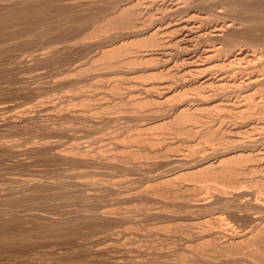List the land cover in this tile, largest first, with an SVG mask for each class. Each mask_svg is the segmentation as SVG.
I'll list each match as a JSON object with an SVG mask.
<instances>
[{"label": "rangeland", "instance_id": "rangeland-1", "mask_svg": "<svg viewBox=\"0 0 264 264\" xmlns=\"http://www.w3.org/2000/svg\"><path fill=\"white\" fill-rule=\"evenodd\" d=\"M30 1H32V2H30ZM30 1L29 0H0V19H1L0 20V45L3 42H5V43H3L4 45L2 44L0 46V51H1L0 52V148H2V149H0V195H1L0 198H4L3 195H5V197L6 196L9 197V196H13V195H19L20 189H21V191L24 190L23 183L20 182L18 180V178L20 179V178L27 177V178H30V180H33V178L36 177L35 178L36 181L33 180V182H36V183H31V184L33 186H35V188L33 187V190L35 192L34 194H36L38 196L35 195L36 197L34 196V198L31 201L32 202L33 201L34 202L35 201L39 202L40 199H43L44 201L41 200L39 202V204H37V206H38L37 207L35 204H33L28 199H22L21 200L22 203L20 202V200H18V202L17 201L5 202V201H1L0 200L1 201L0 204L2 203L3 206H4L3 207L2 204L0 206V212H1L0 213V225H1L0 226V235H1L0 236V249H1L0 250V253H1L0 254V264H2V263L3 264H54V263L55 264H70L71 261H72L71 264H79L80 262H81L80 264H91V263L92 264H98V263L99 264H116V263L117 264H132V263L133 264H141V263H143V264H147V263H149V264H156V263L157 264H171V263L172 264H193L194 261H195L194 264H196L197 261H198L197 264H199V263L200 264H224V263L225 264L226 263L227 264H264V246H263L264 245L263 244L264 243V216H263L264 215V207L263 206L261 207V205L258 206V204L263 203V198H264V190H263L264 189V182H263V180H264V178H263V176H264V174H263L264 173V168L263 167L264 166L263 165L264 164L260 165V164L264 163V156H262L264 154V152H260V153L259 152H255L258 149H262L264 151V142H262L260 140H257L259 142L254 141V143L257 142L258 144L257 143L254 144L253 143V144H248L247 145V143L251 142L250 138L253 137V136H251L249 134L250 133L251 134L259 133L257 131L261 130V129L258 128V130L255 129V131H252L253 129H250L251 127L248 126V125L252 126V123H253V125H256V124L257 125H261L262 124L264 126V123H262L264 121H262L263 119L261 120V118H264V115H263V113H264L263 111L264 110H262V114L260 115L261 112L259 113V111L261 109L258 107L259 105L258 106H252L251 108L249 106L248 109H244V110H240L239 111L240 113H241V111L243 113L244 112L246 113V110H248L246 114H243V113L241 114V117L243 115V119H242L241 117H239V115H240L239 112H237V115H233V113L235 114L236 111H234V109L232 111L228 110L229 109L228 106L224 105V104H226L225 102H228V101H223V102L221 101L222 102V104H220L221 106L219 104H218L219 106L217 105V102H216L217 100L219 101L221 98L226 99V97L229 98V96L231 94H232V96H230V97H231V102L233 101L232 103H234V101H235V103L237 101H239L242 98L240 95L243 93V90H244V84H241V83H240V85H238V87L236 86V88L232 87L233 89H226L225 88V90H223L224 88H222V87H220L218 89L216 88L215 89L216 92H215V90L214 91L209 90L210 87H199V88L197 87V89H196V88H193L195 85L193 86L192 84L191 85H186L185 87H182L183 90H181V89L179 90V88H181V86H180L181 82L183 83V81L181 79L182 77L180 78V75H181L180 72L183 69L182 65L180 64V66H178L179 65L178 64L177 66H175L174 70L170 71L172 74L170 72L169 73L166 72V70L163 69V67L161 68L162 65H160V63L162 64V62L160 61V58H159L158 54H156V56H158V59H156L157 57L154 54V51H156V49H157V51L162 50L163 43H161V46L159 45L160 46L159 47L158 44H160V43L155 41V39H156V38L154 39L155 36L153 37L152 35H149V34H147V36L146 35H140V36L136 35L135 36L136 33L133 34L134 32H137L136 28L141 27L140 29L144 30V29H147V27L148 28L152 27L155 22L151 20V18L153 17V16L151 17V15H154V16L156 15L154 17V19L156 17L159 18V16L161 14L162 15H166V13H168L170 11L169 10L170 9V5H168V4H171L170 2L173 1V0H171V1H168V0L167 1L166 0H155L156 2H154L153 0H151V1L150 0H144V1L135 0V1H140L139 3L136 4L137 7L135 5V1L134 0H130V1L129 0H106V1L105 0H103V1L102 0H95V1L94 0H83V1L82 0L81 1L80 0H52V1L51 0H30ZM146 1H147V3H146ZM159 1L160 2L162 1L164 3V5H165V2H166L167 3L166 6L168 5V7L163 6L164 7V9H162L163 11L159 10L161 7H159L158 10H155L157 8V6L155 4L156 3H160ZM178 1L181 4L183 3L182 4L183 7L181 5V8L183 9L182 10L183 13H181L182 11L180 10L179 11L180 13H179L178 16H182V14L184 15L186 12H188L190 10L188 8H194L193 10H196V11L198 9L197 12H200V13L204 14L203 16H205L202 19V21H203V23H206V24L201 25L202 21H200V25H201L202 30L206 29L207 31H209V33L208 32L206 33V31L203 30V32H201V38L198 39V40H201L202 42L198 41V40L196 42L195 41L196 39H194L193 40V41H195L193 43L194 46H191L193 49H190V50H194L195 49L194 51H196V53H199L200 50H203V48H206L208 45H211V43H212V45L213 44L214 45H218L220 39H216L217 33H214V32H218L220 30L213 29L212 25L215 24L216 22L218 24L222 23L223 27L221 28L220 32L223 31L222 35L224 33L225 37L223 35V37L221 39V41L223 40L221 45H222V50L224 51V52H222V50H221V52H222L221 53V56H222L221 58H223L225 56L227 57V55H228L227 58H229V57L234 58L235 53H237V52H239L241 50L242 51H244V50L250 51L251 50L250 52L251 53L254 52L253 54H255V55L258 52V55L261 54V56H263V57H261V56L258 57V55H257L256 58L258 57L260 59L257 60L258 59L257 58L256 60H253V61L251 60L253 62V63L252 62L251 63L253 65L254 64L256 65V63L259 61L257 63V65L259 64L258 65L259 67L256 65L255 67L253 66L250 69H253V70L254 69L255 70L259 69L260 70L259 72L261 73V71H262V73L264 74V64H263L264 63L263 62L264 61V53H263L264 52V48H263L264 47V23H263L264 22V3H262V2H264V0H214V1L213 0H209L210 2L208 0H203V1H200V0H193V1L192 0L191 1L190 0H188V1L187 0H181L180 1V0H178ZM178 1H176V3L179 4ZM186 1L190 2V3H188L189 6L186 5L187 4ZM196 1H198V2L200 1V2L198 3ZM57 2H59V3H57ZM141 2H143L144 4L146 3L147 5L145 4L146 5L145 6ZM151 2H154V4H151ZM184 2L186 4H184ZM202 2H204V4H202ZM128 4L130 5V7H129ZM150 4H151V6H149ZM68 6H69L70 10H68L69 9ZM124 6L126 7V9H125ZM127 6H128V8H127ZM37 7H38V9H37ZM84 7L86 9H84ZM120 7L124 8L126 11L121 9ZM130 8H133L134 11L132 9H130ZM23 9H24V11H23ZM28 9H30V10H28ZM31 9H32V11H31ZM144 9H145L146 12L144 11ZM148 9L150 10V12H149ZM187 9H188V11H186ZM43 10H45V11H43ZM104 10H106V11H104ZM216 10H218V11H216ZM22 11H23V13H22ZM196 11H195V13H196ZM5 12H7V13H5ZM101 13H103V14H101ZM128 13H129V15H132V16L129 17ZM137 13H139V14H137ZM154 13H157V14H154ZM3 14L6 17L2 16ZM36 14H37V16H36ZM47 14H48V16H47ZM90 14H92V16ZM108 14H109V17H108ZM7 15H8V17H7ZM105 15H107V16H105ZM40 16H41L42 19L40 18ZM117 16L119 18H117ZM123 16H125V17H123ZM126 16L129 17L130 19H128ZM133 16H135L136 18L133 17ZM172 16H177V15L173 14ZM10 17H13V18H10ZM70 17H71V19H70ZM110 17H111V20H110ZM8 18H10V19H8ZM74 18H75V20H73ZM158 18H156L155 21ZM205 18H207V19H205ZM139 19H141V20H139ZM143 19H145V20H143ZM204 19H205V21H204ZM4 20H6V22ZM32 20H34V21L32 22ZM67 20L68 21L70 20V21L68 22ZM124 20H126V21H124ZM197 21H199V18H197ZM221 21H223V22H221ZM80 22H83V24L80 23ZM114 22H116V23H114ZM118 22H122V23H118ZM143 22H144V25L142 24ZM225 22H226V24H225ZM140 23H141V25H140ZM145 23H146V25H145ZM70 24H71V27H70ZM117 25L119 27H117ZM131 25H132L133 28L134 27H136V28L133 29L132 27H129ZM14 26H16L17 28L14 27ZM20 26H22V27H20ZM123 26L125 27V29H124ZM202 26H204V27H202ZM44 27H45V29H44ZM115 27H116V29H115ZM142 27H144V28H142ZM211 27H212V29H211ZM119 28H120V30H119ZM32 29H33V31H32ZM43 29H44V31H43ZM130 29L132 30V33H130L131 32ZM208 29H210L211 31L208 30ZM228 29H230V30H228ZM244 29H245V31H244ZM110 30H111V32H110ZM133 30H135V31L133 32ZM212 30L214 31L213 33H212ZM236 30L238 31V33H237ZM39 31H41V33ZM57 31H58V33H57ZM105 31H107V32H105ZM125 31H126V33H125ZM61 32H64V33H61ZM204 32H205V35H204ZM220 32H218V33H220ZM244 32H248V33H244ZM225 33H227V34H225ZM12 34H15V35H12ZM128 34H130V35H128ZM132 34H133V36H131ZM206 34H208V36H206ZM31 35H32V38H31ZM148 35L150 36L151 40H150V38H147ZM142 36H143V38H142ZM202 36H203V38H202ZM204 36H206V37H204ZM226 36H227L228 40L225 39ZM246 36L248 38H246ZM258 36H260V37H258ZM228 37H230V38H228ZM42 38H43V40H42ZM141 38H142V40H141ZM166 38L170 39V36L166 35ZM16 39H18V40H16ZM21 39H22V41H21ZM80 39H82V40H80ZM233 39H235V40H233ZM238 39L241 40V41H239ZM84 40H86V41H84ZM150 41H151V43L152 42L153 43L151 44ZM173 41L174 40H172L171 42L173 43ZM232 41L233 42L236 41L235 44ZM139 42H141V43H139ZM154 42L156 43V45L154 44ZM53 43H54V45L55 44H57V45L54 46ZM138 44L140 45V47H139ZM164 44L168 45L169 42L168 43H164ZM174 44H175V42L172 45L174 46ZM204 44H205L206 47L203 46ZM252 44H253V46H252ZM170 45H168V46L163 45V46H164L165 49L169 48L168 50L173 54V56H175L176 54H179L177 52L179 50V46H177L175 44V46L172 48V45H171V47H170ZM234 45H237V46H234ZM51 46H52V49L50 48ZM126 46H128L129 48L128 47L126 48ZM137 46L141 50L139 48H137ZM144 46H145V48H144ZM198 46H199V48H198ZM223 46H224V49L227 47L225 49L226 51L223 49ZM256 46H257V48L259 50L256 48ZM241 47H243V49ZM247 47H248V49H247ZM54 48H56V49H54ZM228 48L230 50L232 49L231 52L229 51ZM235 48H236V50H235ZM238 48L239 49L241 48V49L238 50ZM123 49H125V50H123ZM146 49L150 53L149 52L147 54L145 53L146 54L145 55L144 52H146ZM44 50H46V51H44ZM52 50H54V51H52ZM190 50H188V51L191 52ZM260 50H262V51H260ZM36 51L40 52V54L42 56L36 58V56H34V54H37ZM55 51L58 52V53H56ZM228 51H229V53H228ZM232 51H233V53H232ZM259 51H260V53H259ZM200 52H202V51H200ZM139 53L141 54V56L143 58H141ZM148 54H150V55H148ZM28 56H29V58H28ZM136 56H137V59H136ZM145 56H147V58ZM148 57H149V59H148ZM153 58H155V59H153ZM216 58H218V55L216 56ZM261 58H263V59H261ZM196 59H199L198 61L199 62L202 61L204 64H206L207 62H210L209 59H207V60L205 59L204 60V58L200 59L198 57H196ZM180 60H178V61H180ZM247 60L248 59H246V58H244V60L242 58V60H241L242 62H241L240 59H238V62H236L237 66L239 65V67H240L244 63H248ZM261 60H262L263 63L262 62L260 63ZM151 61L153 62V64H152ZM245 65H247V64H245ZM177 67H180V69L178 68V70H177ZM261 67H262L263 70L261 69ZM257 71H255V72H257ZM64 76H66V77H64ZM238 76L240 77V75H238ZM176 78H178V79H176ZM117 81H119V82H117ZM161 81L169 82L170 83L169 85H171V87L168 86L167 88H162V91H161V89H160L161 87L159 86V83ZM176 85H178V87ZM263 87H264V85H262V87H260L259 89H261V91H263L264 90ZM200 88L203 91H199V90H201ZM237 88H239L238 89L239 92H238ZM164 89H166L167 91L164 90ZM169 89H171V90H169ZM158 90H160V91H158ZM206 90L207 91H211V93L207 92ZM233 90H237V92L236 91L234 92ZM257 90L258 89H255L254 92H257L256 94H259L261 91L260 90L257 91ZM224 91L228 92L227 96L224 95V94H226V92H224ZM230 91H232V93ZM212 92L215 93V94H218L217 95L218 97L216 95H214V97L216 96L215 98H213L211 96V98H210L211 102H210V100L208 99L210 97V96H208V93L210 95H212ZM162 93H163V95H162ZM205 93L207 94L208 98H206V94ZM220 93L223 94V95H221ZM167 95L169 96V98H166V97H168ZM196 96H197V98L198 97L199 98L203 97L204 99L203 98H201V99L198 98V101H196L197 99H194V98H196ZM185 97H186V99H184ZM219 97H221V98H219ZM236 97H238L239 100L235 99ZM163 98L165 99L164 101H163ZM182 99H184V100H182ZM202 99L205 100L206 102L205 101L203 102ZM187 100H189V101H187ZM182 101H183V103H182ZM185 102H188V103H185ZM177 103L178 104L180 103V104L177 105ZM209 103H212V104H209ZM171 106L174 107V109L170 108ZM175 106L176 107L179 106V107L176 108L178 110L175 109ZM214 107H215V109H214ZM7 108H9V109H7ZM35 108H36V110H35ZM145 109H146V111H145ZM207 109H209V110H207ZM217 109H219V110H217ZM249 109H251V110H249ZM258 109H259V111H258ZM47 110H48V112H47ZM147 110L150 111V113ZM212 110H213V113H211ZM220 110H221V112H220ZM26 111H28V112L30 111V112L28 113ZM181 111H183V112H181ZM224 111H227V112H224ZM250 111H251V113H250ZM252 111H255V113H253L255 115H253V116H252ZM10 112H11V114H10ZM83 112L84 113L86 112V113L84 114ZM114 112H115V114H114ZM171 112H173V113H171ZM73 113H74L75 116L73 115ZM161 113H162L163 116L159 115ZM229 113L231 115H229ZM257 113H258V115H256ZM12 114H14V115H12ZM48 114H50V115H48ZM227 114H228V116H226ZM98 115H100V116H98ZM150 115H153V116H150ZM164 115H168V116H164ZM174 115H175V117H172ZM247 115H248V117H247ZM249 115L251 116L250 118H249ZM194 116H195V118H194ZM211 116H212L213 119L211 118ZM219 116H221V117H219ZM244 116L246 117V119L244 118ZM258 116H259V118H258ZM143 117H144L146 122L144 121ZM145 117L146 118L148 117L147 118L148 122H147V119ZM224 117L225 118L226 117H230V118L231 117H236V118L230 120L228 118L225 119ZM220 118H222V119H220ZM139 119H141L143 121H141ZM149 119H150V121H149ZM151 119H152V121H151ZM44 120L47 121V122L49 121V123L45 122ZM215 120L219 121V122H216V125L214 124ZM221 120L224 121V122H221ZM235 120L237 122L239 121L238 123L235 122L236 124L234 123L236 126L233 124V121H235ZM194 121H195V123H194ZM212 121H214V122H212ZM258 121H261V122H258ZM18 122H20V123H18ZM245 122H247V124ZM217 123L219 124V126L221 124V126H224V127H221V126L219 127ZM229 123H230V126H229ZM45 124H49V125H45ZM210 124L211 125L213 124V126H214V127L212 126L213 129H212V127H210ZM90 125H92V126H90ZM207 125L209 126V128H208ZM233 126H235V127L232 130ZM226 127H227V129H226ZM239 127H240V130H239ZM214 128H215V130H214ZM243 128H244V130H243ZM209 129H211V131H209ZM203 130H205V132ZM224 130L225 131L228 130L227 131L228 134H227V132H224ZM232 131L233 132L237 131V133H233ZM223 132L225 134H227V135H225ZM247 132H248V135H247ZM190 133H192V134H190ZM232 133H233V135H232ZM238 133H240V134H238ZM149 134H150V136H149ZM237 134H238V136H237ZM146 135L149 136V137H147ZM151 135H153V136H151ZM218 135H221V136L219 137ZM230 135H232V136L230 137ZM222 136H223V138L220 139ZM224 136L226 138L230 137L229 138L230 142ZM239 136L241 138L243 136L246 138V140L244 139V137H243V139H240L242 141L245 140L244 143L246 145L244 143H242V141H241V143H240V141L238 142L237 139L240 138ZM171 137H174V139L171 138ZM212 137L214 138V140H212L213 139ZM151 138H153V139H151ZM215 139H217V140L219 139V141L216 142ZM225 139L227 140L226 142H228L229 144L231 143V145L233 146V150L231 149L232 148L231 145L228 146L229 145L228 143L227 144L226 143H224V144L221 143V142H224ZM231 139H234V141H237L239 144L231 142V141H233ZM248 139H250V140H248ZM28 140H29V142H28ZM199 140H201V141H199ZM204 140H205V142H204ZM4 141H6V142L8 141V142L6 143ZM133 141H135V142H133ZM24 142H26V143H24ZM77 142H78V144H77ZM215 142L217 144L220 142L221 144H219V145L215 144L216 145L215 146L216 147L215 148L216 151L214 152L215 149H213L211 147V145H209V143L213 144ZM22 143H23V146L21 145ZM63 143H65V145ZM108 143H109V145H108ZM116 143H118L117 144L118 146L116 145ZM232 143L236 144L235 145L236 148H235L234 144H232ZM25 144H26V146H25ZM36 144H37V146H36ZM113 144L116 145V146H114ZM136 144H137V146H135ZM240 144H242V145H240ZM262 144H263V146H262ZM8 145H10V146H8ZM30 145L33 146V147H31ZM60 145H61V147H60ZM88 145H89V147H88ZM95 145H96V147H95ZM203 145L206 146V149H208L210 147L209 148L210 150L204 151L205 147ZM221 145L224 146V147L222 146L220 148L221 150H223V148L226 149L227 146H228V148L226 150V153H225V156H227L229 154L228 158H230V159H228V162H227L226 161L227 159L225 160L224 159L225 157L222 155L219 158H221V159L223 158L225 160L223 162H225V163H223L221 161L220 164L218 162V164H219L218 165L216 163H217V160L219 158L217 159V157L215 155L217 154L216 153L217 151H221L220 149H218ZM251 145H252V147H250ZM4 146H5V148H4ZM64 146L67 147V148L64 149L65 148ZM108 146H111V147H108ZM244 146L245 147L247 146V147L245 148ZM259 146L262 147V148H260ZM6 147H8V148H6ZM11 147H13V148L11 149ZM24 147L26 149H24ZM55 147H57V148L55 149ZM74 147H76V148H74ZM189 147H191V148H189ZM242 147H244V148H242ZM29 148H30V150L28 151ZM31 148H34V149L31 150ZM72 148H74V149H72ZM93 148H94V150H93ZM134 148H135V150H134ZM203 148H204V150H203ZM211 148H212V150H211ZM22 149L25 150V151H23ZM59 149H61L62 151H60ZM183 149H185V150H183ZM235 149L237 151H239V150L243 151V152L246 151L245 153H251L252 152V154L249 155V157L247 156V158H246V156H241V160H240V158H237L236 160H234L235 157L231 158V154H233V156H235L234 154H237ZM26 150H27V152H26ZM55 150H57L56 153H55ZM111 150L113 151V153H112ZM186 150L188 152H186ZM21 151H22V153H21ZM63 151L66 154H63L64 153ZM79 151H81V152H79ZM191 151H193V152H191ZM60 152H62V154ZM212 152H214V153H212ZM89 153H91V154H89ZM203 153L206 154V155L208 154L207 156H209L210 159H209V157H207V159H206V156L205 155L203 156ZM253 153H255L254 156H253ZM67 154H69V155H67ZM182 154H183V156H182ZM212 154H214V156ZM260 154H261L262 157L260 156ZM52 155H54V156H52ZM178 155H179V157H178ZM81 156H83V157H81ZM104 156L106 158L108 157V158H111V159H108V158L107 159H103V158H105ZM198 156L199 157L202 156V157L199 158ZM255 156L257 158L259 157V159L256 160ZM204 157H205V160H206V162L203 163L204 165L203 164L200 165L199 163L195 164L196 161H198L199 159H202V158L204 159ZM242 157H243V160H242ZM250 157H251V159H250ZM44 158H46V159H44ZM181 158L182 159L184 158L183 159L184 162H183V160ZM196 158H197V160H196ZM213 158H214V162L216 161V163H215L216 166H217L216 169L214 167L215 164L211 165V164L214 163L213 161H211V160H213ZM73 159H75V161ZM192 159H193V161H191ZM247 159H249V161ZM77 160H78V162H77ZM106 160H108V161H106ZM188 160H189V163H187ZM209 160H210V162H209ZM229 160H230V162H229ZM231 160H233L232 161L233 166L231 164ZM258 160H260L261 162L260 161L258 162ZM94 161H96V163ZM171 161H172V164H171ZM242 161H244V162L241 163ZM253 161L254 162L256 161V163L254 164ZM82 162H84V163H82ZM107 162L108 163L109 162L110 163L113 162V163H111L113 165L110 166V165H108ZM185 162H186L187 165L183 164ZM236 162L238 163V165H237ZM250 162L253 163L252 167L253 166L255 167V165H256V167H258V169L256 167L255 168H251V165H250L251 163ZM176 163H177V165H176ZM179 163H180V166H179ZM227 163L231 164L230 165L231 168H230V166H228ZM124 164H126V165H124ZM221 164L222 165L224 164V165L221 166ZM244 164H246L247 168H246V166ZM175 165L178 166L177 169H175V170L173 169L172 170L171 166H175ZM182 165H183V167H182ZM226 165H227V167H226ZM143 166H145V167H143ZM205 166L207 168H205ZM208 166H209V169H211V172L208 169ZM212 166L214 167L215 170H213ZM218 166L219 167L221 166V168L219 169ZM224 166H225V168H227V170L224 168ZM103 167H105V168H103ZM228 167H229V171H230V169L236 168L237 170H239L241 168L242 172L239 170V173L241 172L242 175L240 174L241 175L240 176L239 173L235 174L234 170H236V169L231 170L230 173H229ZM232 167H234V168H232ZM204 168L206 170L208 169L209 171L207 172ZM222 168L225 169V170H223ZM261 168H263V170ZM73 169H74V173L77 170H79V171L82 170L83 171V174L80 175L81 178L80 177H78V178L82 179V181H84V182H86V181L90 182V183L89 182L83 183L82 184L83 187H86L85 185H87L86 188H87V190H89L90 189L89 187H92L94 185L93 188L94 189L96 188V190L97 189L98 190L96 191V193H95V190H93V192H94V194H97V193L100 192L99 194H97L98 196H94V198L90 197L91 199L89 198L88 199L89 201H88L87 198L90 196V193H88V192H91V190L86 191V188L81 187L82 185L69 184L70 182H72V180L70 181V178L71 179L73 178V177H71V175L73 174V172H72ZM99 169H101V170L103 169V170L101 171ZM128 169H129V171H128ZM192 169H194V170H192ZM251 169H254V170L251 171ZM123 170L125 172H123ZM204 170H205V172H203ZM219 170H221V171H219ZM246 170L248 172H246ZM79 171H77V172H79ZM103 171H105V172H103ZM225 171H228V172L224 173ZM97 172H100V173H97ZM193 172H195V173H193ZM221 172H223V173L220 174ZM244 172H246V173L243 174ZM56 173H58V174L56 175ZM68 173L69 174L71 173V174L69 175ZM199 173H200V175H199ZM208 173H209V175H208ZM227 173L229 174V176H228ZM255 173H257V174H255ZM223 174H225L226 176L223 175ZM250 174L252 176H250ZM15 175H16V177H15ZM160 175L163 176V177H161ZM202 176H203V178H202ZM227 176L229 177V179H227L228 178ZM232 176L234 177V179L232 178ZM236 176H238V177H236ZM239 176L242 177V180H244L246 182L242 183V181H241ZM243 176H244V179H243ZM245 176L246 177L248 176V177L246 178ZM249 176L252 177V178L249 179ZM55 177H57V178H55ZM115 177H116V179H115ZM204 177L206 179H208V178L209 179L206 180V179H204ZM254 177L255 178L257 177V178L255 179ZM11 178H14V179H11ZM65 178L66 179L68 178V179L66 180ZM237 178H239V179H237ZM260 178L261 179L263 178L262 181H261ZM15 179H17L18 181L15 180ZM37 179L42 181V183L40 181H38ZM42 179L44 181L54 180L52 182H54V184H56V185H54L55 187L53 185L50 186V184H48L47 186L44 185L45 183L43 182ZM58 179H59V181H58ZM83 179H85L86 181L83 180ZM120 179H122V180H120ZM246 179H249V181H251V182L249 183V181H247ZM6 180H7V182H6ZM55 180H57V182ZM60 180H61V183L63 182L64 184H60L59 183ZM64 180H65V182H64ZM106 180H108V182ZM184 180H188V181H184ZM199 180H200V183H199ZM233 180H234V183L236 181H238V180L241 181V182L238 181V182L235 183L237 187L236 186H234V187H236L237 190H235V188L233 187V185H234L233 184ZM10 181L13 182L15 185L12 184ZM37 181L39 183H37ZM96 181H102V182H105L106 184L105 183H103L105 185L100 184L102 182L95 183ZM202 181H204V182H202ZM214 181H215V183H214ZM256 181H258V183ZM114 182H116V183H114ZM66 183L68 184V186H67ZM88 183H89L90 186H88ZM224 183H226V184H224ZM57 184H59L60 186L58 187ZM96 184L100 188L98 186L95 187ZM109 184H111V185H109ZM38 185L40 187L41 186L42 187L41 188H37V187H39ZM61 185L67 186V189H66V187L62 188L63 186H61ZM106 185L107 186H113V188L115 186L116 187L112 191L110 189L108 191V188L106 187ZM199 185H201V186H199ZM48 186H49V188H47ZM183 186H185V188ZM220 186H221V188H220ZM50 187H52V188H50ZM68 188H70V189H68ZM200 188H202V189H200ZM214 188L217 189V190H215ZM35 189H36V191H35ZM48 189H49V191H48ZM60 189L61 190L64 189V190L60 192ZM65 189L67 191H65ZM84 189H85V191H84ZM42 190H43V192H42ZM76 190L78 192L81 191V194L78 193ZM103 190H105L106 194H105V192ZM123 190H124V192H123ZM140 190H141V192H140ZM187 190H189V191H187ZM218 190L219 191H223L224 190L223 191L224 193L223 192L219 193ZM229 190H230V193H229ZM8 191H10L11 194ZM37 191H39V192H37ZM82 191L87 192V193L85 194ZM113 191H115V192H113ZM116 191L119 192L118 195H117ZM145 191H146V193H145ZM148 191L150 192L149 195H148ZM226 191H228V192H226ZM236 191H238V192H236ZM56 192H59V194L56 193ZM120 192H122V193H120ZM137 192L141 196H139L137 194ZM201 192H202V194H204V196L203 195L199 196V194ZM231 192H232V194H231ZM241 192L242 193L244 192V193L242 194ZM41 193H43V194H41ZM45 193H47V194H45ZM51 193H53V195ZM54 193H56V194L54 195ZM144 193H145L146 196L144 195ZM221 193H222V195H221ZM225 193H226V195L228 193L230 194V197H229V195H227V196L229 197V200H231L232 202L231 201L228 202V197L224 196ZM20 194H22V193L20 192ZM49 194H50V196H49ZM64 194H66V195H64ZM82 194H84V196ZM125 194L126 195L128 194V195L126 196ZM150 194H152L154 197L150 196ZM237 194H239V195H237ZM39 195L41 197H39ZM57 195H59V197ZM80 195L82 196V198L80 197ZM121 195H122L123 198H119L118 199L117 196L120 197ZM45 196H48L50 199L46 197V201H45V199H44ZM51 196H54V197H51ZM86 196H88V197H86ZM197 196H198V198L201 197L203 199L205 198L204 200H207V201H203L200 198L202 202H200V201L199 202L203 204V207L201 209L197 208L198 210L196 208H194V207H196L194 205L195 202L197 200H199L197 198ZM218 196H220L219 197L220 199L218 198ZM222 196H224L227 199L228 206H227L226 201H225L226 199L222 198ZM38 197L40 198L39 200L37 199ZM55 197H56V199H51V198H55ZM185 197L187 198V200H185L186 199ZM238 197H239V199H238ZM258 197H260V198H258ZM92 198H93V200H92ZM193 198H195V202H194ZM234 198H235V200H233ZM189 199L193 201V203H194L193 206H191L192 204L190 203ZM249 199H250V201L252 203L248 201ZM26 200H27V202L29 201V203H27ZM61 200H63V201H61ZM222 200H224L225 202H223ZM240 200H243L245 203L241 201V202H239L236 205V203L238 201H240ZM42 201H43L44 204L41 205L40 203H42ZM187 201H189L188 204H187ZM208 201H209V203H208ZM61 202H62L63 205L60 204ZM88 202H90V204ZM107 202H109V203H107ZM163 202H164V204H163ZM11 203H13V204L14 203L15 204L18 203L19 205L16 204L17 206L14 207V206H12L13 204H11ZM45 203H47V204H45ZM219 203H221V204H219ZM233 203H234V205H233ZM246 203H248L249 209L246 207L247 206ZM249 203H251V206H250ZM7 204L9 205V207L7 206ZM56 204H58V205H56ZM88 204H89V206H88ZM243 204H246V205L243 206ZM33 205H35V206H33ZM103 205H105V206H103ZM241 205H242V207H241ZM39 206H41V207H39ZM98 206H100V207H98ZM238 206H240L242 209L244 208V210H242ZM11 207H13L14 209L16 208V209L15 210L14 209L11 210ZM53 207H54V209H53ZM134 207H135V209H134ZM142 207H143V209H142ZM145 207H146V209L144 210ZM160 207H161V209H160ZM9 208H10V210H9ZM21 208H22V210H21ZM82 208H85V209H82ZM100 208L104 209V211L101 210ZM150 208H152V209H150ZM1 209H2V211H1ZM7 209L9 211H6ZM48 209H50V211ZM147 209H149V210H147ZM85 210H87V211H85ZM109 210L112 211V212L109 213L110 212ZM114 210H115V212H118V213H115ZM127 210H128V212H127ZM37 211H41V212H37ZM155 211H156V213H155ZM176 211H178V212H176ZM183 211H184V214H183ZM192 211H193V213H192ZM255 211H256V213H255ZM3 212H6V213L4 214ZM98 212L100 214L104 213V212H107V214L106 213H105V215L102 214V216L100 215L99 216L100 218H99L98 217ZM136 212H139V213H136ZM201 212H202V214H201ZM108 213H109V215H108ZM178 213H179V216H178ZM75 214H79V215H75ZM149 214H150V216H149ZM252 214L253 215L255 214L256 217H255V215L253 216ZM58 215H60V216H58ZM74 215H75V217H74ZM83 215H84V217H83ZM106 215H108V216H106ZM172 215H173V217H172ZM180 215H181V217H180ZM184 215H186V216H184ZM206 215H208V217ZM217 215L219 216L220 219H218ZM61 216H63V218ZM79 216H80V218H79ZM165 216H167V217L165 218ZM57 218H59V219H57ZM94 218H96V220ZM123 218H125V219H123ZM222 218H224V219H222ZM257 218L258 219L260 218L261 222ZM36 219H38V220H36ZM39 219H40V221H39ZM50 219H52V220H50ZM142 219H143V221H142ZM46 221H48V222H46ZM86 221H87V223H86V225H84ZM92 221H94V222H92ZM257 221L260 222L262 225L260 223H258ZM217 222L218 223L220 222L219 225H218ZM52 223H53V225H52ZM185 223H186V225H185ZM197 223L199 224L198 228H196V226H198ZM256 223H258V224H256ZM33 224H35V225H33ZM66 224L68 226H66ZM50 225H51V227H49ZM193 225L195 226L196 229L193 227ZM216 225H217V227H215ZM118 226L121 227V230H120V227H118ZM221 226L222 227L224 226L225 228L224 227L222 228ZM98 227H100V228H98ZM1 228H2V230H1ZM76 228L77 229L79 228L78 232L76 231ZM217 228H219V229H217ZM226 228L227 229L229 228L228 231L226 230ZM114 229H116V230H114ZM59 230H61L63 232H61ZM123 230L126 231V232H124ZM218 230H221V233H222L221 236H220V231H218ZM224 230H226V232H227V233H225L226 234L225 237H224L225 234H223V232H222ZM234 230L236 232L235 236H233L234 235V233H233ZM169 231H171V232H169ZM239 231L242 234H240ZM131 232L133 234H131ZM177 232H179V233H177ZM218 232H219V235H217ZM124 233H126V235ZM168 233L169 234L172 233V234L169 235ZM201 233H202V235H201ZM230 233L233 234L232 237L230 236L231 235ZM249 233L252 234V236ZM2 234H4L5 236L2 235ZM50 234H53L54 236L50 235ZM75 234H76V236H75ZM111 234H113V235H111ZM134 234H135L136 237L134 236ZM189 234H191V236ZM212 234H213V236H211ZM227 234L229 236H227ZM39 235H40V237H39ZM45 235L48 236V237H46ZM68 235H70V236L68 237ZM79 235H80V238H79ZM199 235H200V237H198ZM245 235H247V236L245 237ZM9 237L11 239H13V240H11ZM212 237H214V238H212ZM227 237L228 238L231 237V238L228 240ZM233 237H235V239ZM240 237H242L243 240ZM114 238L116 239V241H115ZM218 238H220V239H218ZM33 239H34V242H33ZM96 239H98V240H96ZM52 240H54L55 242H53ZM252 240H254V242ZM121 241H122L123 244H121ZM223 241H224V243H223ZM159 242L161 243V245H160ZM232 242H234V243L230 244ZM63 243H64V245H63ZM119 243H120V245H118ZM219 243H221V244H219ZM114 244H115V246H114ZM169 245H170V247H169ZM189 245H190V247H189ZM209 245H210V247H212L213 245L214 246L212 248H210ZM216 245H217V247H216ZM39 246H41V247H39ZM129 247H131V248H129ZM29 248H30V250H29ZM154 248H155V250H154ZM182 248H184V250ZM98 249H100V250H98ZM120 249H121V252H120ZM71 250L73 251V253H72ZM122 251H124V254H122L123 253ZM138 251H139V253L142 252V251L143 252L147 251L148 253L147 252L146 253L145 252L142 253V254H145V256L142 255L141 253H140V255H138L139 254ZM198 251L200 252V254H199ZM227 251H228V253H227ZM111 252H112V254H111ZM166 252H168V253H166ZM187 252H190V254L187 253ZM215 252H216V254H215ZM149 253H150V255H149ZM204 253H206V254H204ZM121 255L123 256V258H121L122 257ZM28 256H30V257H28ZM146 256H148V257H146ZM194 256H195L196 259L194 258ZM6 257H7L8 260L6 259ZM51 257H53V259ZM129 257H133V258L135 257L136 258L135 260H137L136 262H138V263H136V262L134 263L133 259L129 258ZM176 259H178V260H176ZM110 260H111V262H110ZM148 260H150V261H148ZM47 262H49V263H47ZM206 262H208V263H206Z\"/></svg>", "mask_w": 264, "mask_h": 264}, {"label": "bare ground", "instance_id": "bare-ground-1", "mask_svg": "<svg viewBox=\"0 0 264 264\" xmlns=\"http://www.w3.org/2000/svg\"><path fill=\"white\" fill-rule=\"evenodd\" d=\"M30 1V0H29ZM52 1V0H51ZM81 1V0H80ZM83 1V0H82ZM95 1V0H94ZM103 1V0H102ZM106 1V0H105ZM130 1V0H129ZM135 1V0H134ZM142 1H144V0H142ZM151 1V0H150ZM149 1V2H150ZM154 2H156L155 0H153ZM167 1V0H166ZM168 1H171V0H168ZM174 1V0H173ZM173 1H171L170 3L171 4H168V5H170V11L168 12V13H166V15H162L161 13V15L159 16V18L158 17H156V18H158L156 21H155V19H154V17L156 16H154V15H151V20L152 21H154L155 23H154V25L152 26V27H147V29H144V30H142V29H140L141 27H139V28H136V27H134V28H136V31L137 32H134L135 30H133V34H135V36L136 35H146L147 36V34H149V35H152L153 37H154V39H155V41L156 42H158V43H160V44H158V46L160 45L161 46V43H163V45H166V46H168V45H170L172 42V40H174L173 41V43L175 42V44L177 45V46H179V50L177 51L179 54H176L175 56H173V54L168 50V49H165L164 48V46L162 45V50H160V51H157V49H156V51H154V54H155V56H156V54H158V56H159V58H160V61L162 62V64L160 63V65H162L161 66V68L163 67V69H165L166 70V72H170V71H173L174 70V67L175 66H177L178 64V66H180V64L182 65V71L180 72V78L182 79V81H183V83L181 82V84H180V86H181V88H179V90L181 89V90H183L182 89V87H185L186 85H195L193 88H196L197 89V87L199 88V87H210V89L209 90H212V91H214L216 88L218 89V88H220V87H222V88H224L223 90H225V88L226 89H233L232 87H234V88H236V86L238 87V85H240V83L241 84H244V90H243V93L240 95L242 98L239 100L238 99V97H236L235 99H238L239 101H237L236 103H235V101H234V103H232L231 102V97L230 96H232V91H230L229 93L231 94L230 96H229V98H227L226 97V99H224V98H221V97H219V98H221L219 101L217 100L216 102H217V105L219 104H222V102L223 101H228V102H225L226 104H224V105H227L228 106V110H233L234 109V111H236V113L234 114L233 113V115H237V112H239L240 110H244V109H248L249 108V106H250V108L252 107V106H258L261 110L259 111V109H258V111H259V113H260V115L262 114V110H264V90L263 91H261V89H259L260 87H262V85H264V74L262 73V71H261V73L259 72L260 70L259 69H257V70H253V69H250V68H252L253 66L255 67L256 65H257V63L259 62H257L256 63V65L254 64H252L253 62V60H256L259 56H261V54H259L258 55V52H257V54L255 55V54H253V53H251L250 51H248V50H244V51H239V52H237V53H235V55H234V58H231V57H229V58H227L228 57V55H227V57L225 56V57H223V58H221L222 56H221V53L222 52H224L223 50H222V45H221V43L223 42V40L221 41V39H222V37H223V35H224V33H223V35H222V32H220L221 31V28L223 27V24L221 23V24H218L217 22L215 23V24H213L212 25V27H213V29H218V30H220V31H218V32H220V33H218V32H214L213 30H212V33L214 32V33H217V35H216V39H220V41H219V44L218 45H212V43H211V45H208L207 47L205 46V44L203 45V46H205L206 48H203V50H200V51H202V52H200L199 51V53H196V51H194V50H190V49H193L191 46H194L193 45V43L196 41L197 42V40L199 39V38H201V32H203V30H202V28H201V25H203V24H206V23H203V21H202V19L205 17V16H203L204 14H202V13H200V12H197L198 11V9H197V11L196 10H193L194 8H188V9H190L189 11H188V9L186 10V11H188V12H186L184 15L182 14V16H178L179 15V11L181 10H183L182 8H181V5L183 4H181L178 0H175L174 2ZM176 1H178L179 2V4L178 3H176ZM181 1V0H180ZM188 1V0H187ZM186 1V3L184 2V4H186V5H188V3H190V2H187ZM191 1V0H190ZM193 1V0H192ZM200 1H203V0H200ZM199 1V2H200ZM209 1V0H208ZM214 1V0H213ZM30 2H32V1H30ZM46 2V1H45ZM140 1H135V5L137 4V3H139ZM154 2H151V4H154ZM160 2V1H159ZM196 2H198V1H196ZM198 2V3H199ZM210 2V1H209ZM235 2V1H234ZM255 2V1H254ZM20 3V2H19ZM22 3V2H21ZM56 3V2H55ZM57 3H59V2H57ZM75 3V2H74ZM115 3V2H114ZM118 3V2H117ZM128 3V2H127ZM142 4H144L143 2H141ZM140 3V4H141ZM146 3H147V1H146ZM145 3V4H146ZM193 3V2H192ZM232 3V2H231ZM237 3V2H236ZM262 3H264V2H262ZM13 4V3H12ZM35 4V3H34ZM51 4V3H50ZM144 4V5H145ZM151 4L149 5V6H151ZM166 2H165V5H164V3L161 1L160 3H156L155 5L157 6V8L155 9V10H158L159 9V7H161L159 10H162V9H164V7L163 6H166ZM195 4V3H194ZM202 4H204V2H202ZM238 4V3H237ZM252 4V3H251ZM255 4V3H254ZM48 5V4H47ZM85 5V4H84ZM104 5V4H103ZM106 5V4H105ZM129 5V4H128ZM147 5V4H146ZM145 5V6H146ZM168 5L166 6V7H168ZM235 5V4H234ZM16 6V5H15ZM43 6V5H42ZM61 6V5H60ZM94 6V5H93ZM97 6V5H96ZM111 6V5H110ZM116 6V5H115ZM120 6V5H119ZM122 6V5H121ZM126 6V5H125ZM124 6V7H125ZM144 6V7H145ZM189 6V5H188ZM198 6V5H197ZM200 6V5H199ZM205 6V5H204ZM231 6V5H230ZM261 6V5H260ZM71 7V6H70ZM74 7V6H73ZM77 7V6H76ZM87 7V6H86ZM90 7V6H89ZM129 7H130V5H129ZM136 7H137V5H136ZM163 7V8H162ZM182 7H183V5H182ZM195 7V6H194ZM202 7V6H201ZM224 7V6H223ZM226 7V6H225ZM253 7V6H252ZM259 7V6H258ZM15 8V7H14ZM20 8V7H19ZM22 8V7H21ZM68 8H69V6H68ZM93 8V7H92ZM98 8V7H97ZM101 8V7H100ZM114 8V7H113ZM121 8V7H120ZM127 8H128V6H127ZM197 8V7H196ZM4 9V8H3ZM17 9V8H16ZM15 9V10H16ZM37 9H38V7H37ZM42 9V8H41ZM57 9V8H56ZM78 9V8H77ZM76 9V10H77ZM84 9H86L85 7H84ZM111 9V8H110ZM118 9V8H117ZM121 9H123V10H125L126 9V7H125V9L124 8H121ZM130 9H132L133 10V8H130ZM138 9V8H137ZM186 9V8H185ZM28 10H30V9H28ZM51 10V9H50ZM61 10V9H60ZM68 10H70V8L68 9ZM89 10V9H88ZM91 10V9H90ZM93 10V9H92ZM100 10V9H99ZM129 10V9H128ZM149 10V9H148ZM154 10V11H155ZM204 10V9H203ZM223 10V9H222ZM221 10V11H222ZM256 10V9H255ZM4 11V10H3ZM8 11V10H7ZM18 11V10H17ZM23 11H24V9H23ZM23 11H22V13H23ZM27 11V10H26ZM25 11V12H26ZM31 11H32V9H31ZM43 11H45V10H43ZM66 11V10H65ZM64 11V12H65ZM94 11V10H93ZM104 11H106V10H104ZM122 11V10H121ZM126 11V10H125ZM134 11V10H133ZM137 11V10H136ZM144 11H145V9H144ZM163 11V10H162ZM195 11H196V13H195ZM216 11H218V10H216ZM225 11V10H224ZM260 11V10H259ZM2 12V11H1ZM29 12V11H28ZM52 12V11H51ZM68 12V11H67ZM103 12V11H102ZM132 12V11H131ZM146 12V11H145ZM144 12V13H145ZM149 12H150V10H149ZM153 12V11H152ZM240 12V11H239ZM257 12V11H256ZM262 12V11H261ZM5 13H7V12H5ZM10 13V12H9ZM12 13V12H11ZM39 13V12H38ZM43 13V12H42ZM53 13V12H52ZM61 13V12H60ZM69 13V12H68ZM159 13V12H158ZM181 13H183V11L181 12ZM225 13V12H224ZM253 13V12H252ZM27 14V13H26ZM34 14V13H33ZM40 14V13H39ZM38 14V15H39ZM57 14V13H56ZM59 14V13H58ZM72 14V13H71ZM74 14V13H73ZM93 14V13H92ZM92 14H90L91 16H92ZM101 14H103V13H101ZM137 14H139V13H137ZM154 14H157V13H154ZM177 15V16H172V15ZM9 15V14H8ZM8 15H7V17H8ZM23 15V14H22ZM50 15V14H49ZM80 15V14H79ZM100 15V14H99ZM128 15H129V13H128ZM135 15V14H134ZM143 15V14H142ZM146 15V14H145ZM209 15V14H208ZM207 15V16H208ZM236 15V14H235ZM2 16H4V14L2 15ZM1 16V17H2ZM24 16V15H23ZM36 16H37V14H36ZM47 16H48V14H47ZM46 16V17H47ZM78 16V15H77ZM105 16H107V15H105ZM113 16V15H112ZM130 16H132V15H129V17ZM141 16V15H140ZM139 16V17H140ZM194 16V17H193ZM211 16V15H210ZM4 17H6V16H4ZM19 17V16H18ZM39 17V16H38ZM87 17V16H86ZM104 17V16H103ZM108 17H109V14H108ZM114 17V16H113ZM112 17V18H113ZM121 17V16H120ZM123 17H125V16H123ZM127 17V16H126ZM129 17H127L128 19H130ZM133 17H135V16H133ZM138 17V16H137ZM142 17V16H141ZM140 17V18H141ZM209 17V16H208ZM258 17V16H257ZM261 17V16H260ZM263 17V16H262ZM3 18V17H2ZM10 18H13V17H10ZM10 18H8V19H10ZM32 18V17H31ZM40 18H41V16H40ZM50 18V17H49ZM117 18H119L118 16H117ZM126 18V19H127ZM136 18V17H135ZM197 18H199V21H197ZM215 18V17H214ZM42 19V18H41ZM70 19H71V17H70ZM205 19H207V18H205ZM205 19H204V21H205ZM250 19V18H249ZM1 20V19H0ZM17 20V19H16ZM20 20V19H19ZM73 20H75V18L73 19ZM110 20H111V17H110ZM138 20V19H137ZM139 20H141V19H139ZM143 20H145V19H143ZM142 20V21H143ZM148 20V19H147ZM150 20V21H151ZM228 20V19H227ZM5 22H6V20H4ZM22 21V20H21ZM34 20H32V22H33ZM36 21V20H35ZM40 21V20H39ZM44 21V20H43ZM55 21V20H54ZM68 21V20H67ZM70 21V20H69ZM68 21V22H69ZM81 21V20H80ZM97 21V20H96ZM123 21V20H122ZM124 21H126V20H124ZM135 21V20H134ZM151 21V22H152ZM200 21H202V23H201V25H200ZM209 21V20H208ZM214 21V20H213ZM234 21V20H233ZM2 22V21H1ZM17 22V21H16ZM46 22V21H45ZM50 22V21H49ZM62 22V21H61ZM100 22V21H99ZM128 22V21H127ZM131 22V21H130ZM149 22V21H148ZM221 22H223V21H221ZM14 23V22H13ZM25 23V22H24ZM31 23V22H30ZM54 23V22H53ZM57 23V22H56ZM80 23H82L83 24V22H80ZM114 23H116V22H114ZM118 23H122V22H118ZM208 23V22H207ZM229 23V22H228ZM232 23V22H231ZM264 23V22H263ZM11 24V23H10ZM18 24V23H17ZM23 24V23H22ZM33 24V23H32ZM31 24V25H32ZM46 24V23H45ZM81 24V25H82ZM100 24V23H99ZM127 24V23H126ZM136 24V23H135ZM138 24V23H137ZM143 25H144V22L142 23ZM153 24V23H152ZM151 24V25H152ZM225 24H226V22H225ZM233 24V23H232ZM242 24V23H241ZM252 24V23H251ZM250 24V25H251ZM8 25V24H7ZM28 25V24H27ZM37 25V24H36ZM48 25V24H47ZM61 25V24H60ZM69 25V24H68ZM85 25V24H84ZM94 25V24H93ZM101 25V24H100ZM104 25V24H103ZM120 25V24H119ZM123 25V24H122ZM128 25V24H127ZM140 25H141V23H140ZM145 25H146V23H145ZM150 25V24H149ZM228 25V24H227ZM226 25V26H227ZM249 25V26H250ZM26 26V25H25ZM53 26V25H52ZM73 26V25H72ZM75 26V25H74ZM95 26V25H94ZM108 26V25H107ZM121 26V25H120ZM135 26V25H134ZM148 26V25H147ZM210 26V25H209ZM229 26V25H228ZM231 26V25H230ZM253 26V25H252ZM255 26V25H254ZM263 26V25H262ZM14 27H16V26H14ZM20 27H22V26H20ZM61 27V26H60ZM70 27H71V24H70ZM117 27H119L118 25H117ZM124 27V26H123ZM122 27V28H123ZM127 27V26H126ZM129 27H132V25L131 26H129ZM128 27V28H129ZM202 27H204V26H202ZM212 27H211V29H212ZM237 27V26H236ZM261 27V26H260ZM10 28V27H9ZM8 28V29H9ZM17 28V27H16ZM15 28V29H16ZM48 28V27H47ZM50 28V27H49ZM62 28V27H61ZM64 28V27H63ZM79 28V27H78ZM90 28V27H89ZM97 28V27H96ZM100 28V27H99ZM108 28V27H107ZM114 28V27H113ZM127 28V29H128ZM133 28V27H132ZM133 28V29H134ZM142 28H144V27H142ZM210 28V27H209ZM225 28V27H224ZM223 28V29H224ZM227 28V27H226ZM235 28V27H234ZM249 28V27H248ZM254 28V27H253ZM4 29V28H3ZM24 29V28H23ZM31 29V28H30ZM39 29V28H38ZM44 29H45V27H44ZM44 29H43V31H44ZM51 29V28H50ZM49 29V30H50ZM58 29V28H57ZM66 29V28H65ZM71 29V28H70ZM112 29V28H111ZM115 29H116V27H115ZM124 29H125V27H124ZM123 29V30H124ZM138 29V30H137ZM247 29V28H246ZM5 30V29H4ZM55 30V29H54ZM101 30V29H100ZM106 30V29H105ZM119 30H120V28H119ZM122 30V29H121ZM131 30V29H130ZM208 30H210V29H208ZM228 30H230V29H228ZM241 30V29H240ZM251 30V29H250ZM254 30V29H253ZM262 30V29H261ZM19 31V30H18ZM23 31V30H22ZM21 31V32H22ZM32 31H33V29H32ZM71 31V30H70ZM113 31V30H112ZM204 31H206V33L208 32L209 33V31H207L206 29L204 30ZM211 31V30H210ZM226 31V30H225ZM224 31V32H225ZM237 31V30H236ZM244 31H245V29H244ZM252 31V30H251ZM15 32V31H14ZM13 32V33H14ZM31 32V31H30ZM40 33H41V31H39ZM52 32V31H51ZM67 32V31H66ZM105 32H107V31H105ZM110 32H111V30H110ZM124 32V31H123ZM128 32V31H127ZM250 32V31H249ZM7 33V32H6ZM18 33V32H17ZM27 33V32H26ZM33 33V32H32ZM56 33V32H55ZM57 33H58V31H57ZM56 33V34H57ZM61 33H64V32H61ZM93 33V32H92ZM104 33V32H103ZM102 33V34H103ZM125 33H126V31H125ZM130 33H132V30H131V32ZM232 33V32H231ZM236 33V32H235ZM237 33H238V31H237ZM241 33V32H240ZM239 33V34H240ZM244 33H248V32H244ZM16 34V33H15ZM15 34H12V35H15ZM19 34V33H18ZM24 34V33H23ZM73 34V33H72ZM105 34V33H104ZM133 34L131 35V36H133ZM225 34H227V33H225ZM233 34V33H232ZM251 34V33H250ZM46 35V34H45ZM44 35V36H45ZM52 35V34H51ZM128 35H130V34H128ZM148 35V37L147 38H150V36ZM166 35L168 36H170V39L169 38H166ZM203 35V34H202ZM204 35H205V32H204ZM210 35V34H209ZM234 35V34H233ZM232 35V36H233ZM238 35V34H237ZM10 36V35H9ZM19 36V35H18ZM58 36V35H57ZM61 36V35H60ZM85 36V35H84ZM99 36V35H98ZM117 36V35H116ZM206 36H208V34H206ZM206 36H204V37H206ZM212 36V35H211ZM231 36V35H230ZM241 36V35H240ZM29 37V36H28ZM47 37V36H46ZM53 37V36H52ZM67 37V36H66ZM86 37V36H85ZM130 37V36H129ZM224 37H225V35H224ZM251 37V36H250ZM249 37V38H250ZM258 37H260V36H258ZM26 38V37H25ZM31 38H32V35H31ZM80 38V37H79ZM105 38V37H104ZM110 38V37H109ZM113 38V37H112ZM123 38V37H122ZM132 38V37H131ZM142 38H143V36H142ZM142 38H141V40H142ZM202 38H203V36H202ZM215 38V37H214ZM228 38H230V37H228ZM233 38V37H232ZM231 38V39H232ZM246 38H248L247 36H246ZM5 39V38H4ZM12 39V38H11ZM45 39V38H44ZM83 39V38H82ZM82 39H80V40H82ZM133 39V38H132ZM194 39H196L195 41H193ZM206 39V38H205ZM209 39V38H208ZM207 39V40H208ZM224 39V38H223ZM225 39H227V36H226V38ZM237 39V38H236ZM16 40H18V39H16ZM15 40V41H16ZM24 40V39H23ZM42 40H43V38H42ZM139 40V39H138ZM144 40V39H143ZM148 40V39H147ZM150 40H151V38H150ZM171 40V41H170ZM206 40V41H207ZM214 40V39H213ZM228 40V39H227ZM226 40V41H227ZM230 40V39H229ZM233 40H235V39H233ZM239 40V39H238ZM5 41V40H4ZM7 41V40H6ZM14 41V40H13ZM20 41V40H19ZM21 41H22V39H21ZM29 41V40H28ZM40 41V40H39ZM63 41V40H62ZM66 41V40H65ZM84 41H86V40H84ZM89 41V40H88ZM103 41V40H102ZM193 41V42H192ZM198 41H201V40H198ZM216 41V40H215ZM239 41H241V40H239ZM9 42V41H8ZM75 42V41H74ZM108 42V41H107ZM129 42V41H128ZM169 42V44L167 45V44H164V43H168ZM171 42V43H170ZM202 42V41H201ZM218 42V41H217ZM230 42V41H229ZM233 42V41H232ZM236 42V41H235ZM235 42H233L234 44H235ZM252 42V41H251ZM256 42V41H255ZM3 43H5V42H3ZM2 43V44H3ZM10 43V42H9ZM15 43V42H14ZM32 43V42H31ZM67 43V42H66ZM73 43V42H72ZM139 43H141V42H139ZM148 43V42H147ZM150 43H151V41H150ZM153 43V42H152ZM151 43V44H152ZM172 43V44H173ZM226 43V42H225ZM238 43V42H237ZM248 43V42H247ZM1 44V45H2ZM7 44V43H6ZM18 44V43H17ZM27 44V43H26ZM37 44V43H36ZM128 44V43H127ZM137 44V43H136ZM154 44L156 45V43L154 42ZM171 44V45H172ZM175 44H174V46H175ZM197 44V43H196ZM200 44V43H199ZM202 44V43H201ZM251 44V43H250ZM256 44V43H255ZM260 44V43H259ZM0 45V46H1ZM4 45V44H3ZM43 45V44H42ZM53 45H54V43H53ZM55 45H57V44H55ZM54 45V46H55ZM76 45V44H75ZM87 45V44H86ZM102 45V44H101ZM139 45V44H138ZM171 45H170V47H171ZM224 45V44H223ZM226 45V44H225ZM239 45V44H238ZM241 45V44H240ZM247 45V44H246ZM258 45V44H257ZM67 46V45H66ZM96 46V45H95ZM131 46V45H130ZM142 46V45H141ZM154 46V45H153ZM159 46V47H160ZM173 45H172V48L174 47ZM229 46V45H228ZM231 46V45H230ZM234 46H237V45H234ZM245 46V45H244ZM252 46H253V44H252ZM7 47V46H6ZM44 47V46H43ZM42 47V48H43ZM59 47V46H58ZM81 47V46H80ZM128 46H126V48H127ZM139 47H140V45H139ZM138 46H137V48H139ZM147 47V46H146ZM152 47V46H151ZM158 47V48H159ZM4 48V47H3ZM51 49H52V46L50 47ZM61 48V47H60ZM129 48V47H128ZM144 48H145V46H144ZM143 48V49H144ZM148 48V47H147ZM154 48V47H153ZM164 48V49H163ZM178 48V47H177ZM195 48V47H194ZM197 48V47H196ZM198 48H199V46H198ZM197 48V49H198ZM227 48V47H226ZM225 48V49H226ZM231 48V47H230ZM233 48V47H232ZM242 49H243V47H241ZM240 48V49H241ZM251 48V47H250ZM256 48H257V46H256ZM261 48V47H260ZM264 48V47H263ZM5 49V48H4ZM31 49V48H30ZM45 49V48H44ZM54 49H56V48H54ZM106 49V48H105ZM111 49V48H110ZM140 49V48H139ZM202 49V48H201ZM223 49H224V46H223ZM224 49V50H225ZM229 49V48H228ZM239 48H238V50H240ZM247 49H248V47H247ZM258 49V48H257ZM256 49V50H257ZM35 50V49H34ZM40 50V49H39ZM60 50V49H59ZM123 50H125V49H123ZM128 50V49H127ZM141 50V49H140ZM145 50V49H144ZM149 50V49H148ZM188 50H190L191 52H189ZM221 50H222V52H221ZM232 50V49H231ZM231 50L229 49V51L231 52ZM235 50H236V48H235ZM237 50V51H238ZM259 50V49H258ZM3 51V50H2ZM44 51H46V50H44ZM52 51H54V50H52ZM90 51V50H89ZM134 51V50H133ZM226 51V50H225ZM229 51H228V53H229ZM255 51V50H254ZM260 51H262V50H260ZM260 51H259V53H260ZM1 52V51H0ZM22 52V51H21ZM37 52V51H36ZM48 52V51H47ZM56 52V51H55ZM110 52V51H109ZM140 52V51H139ZM144 52V51H143ZM149 51H147V49H146V52H144V54L146 53H148ZM198 52V51H197ZM250 52V53H249ZM256 52V51H255ZM39 53V54H38ZM56 53H58V52H56ZM135 53V52H134ZM150 53V52H149ZM175 53V52H174ZM232 53H233V51H232ZM264 53V52H263ZM25 54V53H24ZM52 54V53H51ZM86 54V53H85ZM140 54V53H139ZM145 54V55H146ZM18 55V54H17ZM134 55V54H133ZM148 55H150V54H148ZM153 55V54H152ZM218 55V58H216V56ZM258 55V57L256 58V56ZM34 56H36V58L37 57H40V56H42L41 54H40V52H37V54H34ZM33 56V57H34ZM50 56V55H49ZM48 56V57H49ZM139 56V55H138ZM140 56H141V54H140ZM144 56V55H143ZM158 56H156L157 58L156 59H158ZM146 58H147V56H145ZM196 57H198V58H200V59H203L204 58V60L206 59H209V61L210 62H207L206 64H204L202 61H198L199 59H196ZM261 57H263V56H261ZM28 58H29V56H28ZM81 58V57H80ZM141 58H143L142 56H141ZM242 58H243V60H244V58H246V59H248L247 61H248V63H244L243 65H241L240 67H239V65L237 66V63L236 62H238V59H240V61L242 60ZM19 59V58H18ZM33 59V58H32ZM72 59V58H71ZM133 59V58H132ZM136 59H137V56H136ZM139 59V58H138ZM148 59H149V57H148ZM153 59H155V58H153ZM181 59V60H180ZM237 59V60H236ZM260 58H258L257 60H259ZM261 59H263V58H261ZM38 60V59H37ZM82 60V59H81ZM144 60V59H143ZM178 60H180V61H178ZM203 60V61H204ZM252 60V61H251ZM132 61V60H131ZM82 62V61H81ZM85 62V61H84ZM138 62V61H137ZM144 62V61H143ZM150 62V61H149ZM152 62V61H151ZM205 62V61H204ZM242 62V61H241ZM252 62V63H251ZM255 62V61H254ZM262 62V60L260 61V63ZM264 62V61H263ZM262 62V63H263ZM47 63V62H46ZM159 63V62H158ZM74 64V63H73ZM117 64V63H116ZM134 64V63H133ZM138 64V63H137ZM149 64V63H148ZM151 64V63H150ZM152 64H153V62H152ZM151 64V65H152ZM236 64V65H235ZM245 64H247V65H245ZM264 64V63H263ZM262 64V65H263ZM143 65V64H142ZM259 65V64H258ZM257 65V66H258ZM261 65V66H262ZM66 66V65H65ZM74 66V65H73ZM116 66V65H115ZM138 66V65H137ZM149 66V65H148ZM156 66V65H155ZM71 67V66H70ZM110 67V66H109ZM117 67V66H116ZM154 67V66H153ZM259 67V66H258ZM112 68V67H111ZM178 68L180 69V67H177V70H178ZM73 69V68H72ZM113 69V68H112ZM133 69V68H132ZM261 69H262V67H261ZM263 70V69H262ZM159 71V70H158ZM255 71H257V72H255ZM161 72V71H160ZM176 72V71H175ZM214 72V73H213ZM159 73V72H158ZM171 73V72H170ZM177 73V72H176ZM179 73V72H178ZM163 74V73H162ZM172 74V73H171ZM238 75H240V77L238 76ZM138 76V75H137ZM176 76V75H175ZM22 77V76H21ZM62 77V76H61ZM64 77H66V76H64ZM176 79H178V78H176ZM180 79V80H181ZM65 80V79H64ZM119 80V79H118ZM168 81V80H167ZM19 82V81H18ZM117 82H119V81H117ZM116 82V83H117ZM168 83V84H167ZM178 83V82H177ZM113 84V83H112ZM170 83L169 82H166V81H161L160 83H159V86L161 87L160 89H161V91H162V88H167L168 86L169 87H171V85H169ZM157 85V84H156ZM177 87H178V85H176ZM26 87V86H25ZM118 88V87H117ZM158 88V87H157ZM188 88V87H187ZM258 89V90H260L261 92L259 93V94H256L257 92H254V90L255 89ZM264 88V87H263ZM201 89V88H200ZM205 89V88H204ZM208 89V88H207ZM239 88H237V90H238ZM242 89V88H241ZM164 90H166V89H164ZM163 90V91H164ZM169 90H171V89H169ZM168 90V91H169ZM174 90V89H173ZM178 90V91H179ZM185 90V89H184ZM199 90V89H198ZM237 90H233L234 92L236 91L237 92ZM257 90V91H258ZM158 91H160V90H158ZM167 91V90H166ZM191 91V90H190ZM194 91V90H193ZM199 91H203L202 89L201 90H199ZM207 91V90H206ZM242 91V90H241ZM157 92V91H156ZM173 92V91H172ZM184 92V91H183ZM198 92V91H197ZM207 92H209V93H211V91H207ZM215 92H216V90H215ZM224 92H226V91H224ZM238 92H239V90H238ZM155 93V92H154ZM174 93V92H173ZM181 93V92H180ZM204 93V92H203ZM208 93V96H210L209 98L207 97V94H206V98H208L209 100H210V102H211V96L213 97V98H215L218 94H215V93H213L212 92V95H210ZM241 93V92H240ZM83 94V93H82ZM184 94V93H183ZM197 94V93H196ZM201 94V93H200ZM221 94V93H220ZM236 94V93H235ZM161 95V94H160ZM162 95H163V93H162ZM214 95H216L215 97H214ZM221 95H223V94H221ZM220 95V96H221ZM224 95H228V92H226V94H224ZM153 96V95H152ZM168 96V95H167ZM171 96V95H170ZM174 96V95H173ZM193 96V95H192ZM236 96V95H235ZM234 96V97H235ZM239 96V95H238ZM160 97V96H159ZM162 97V96H161ZM164 97V96H163ZM218 97V96H217ZM223 97V96H222ZM34 98V97H33ZM166 98H169V96L168 97H166ZM199 98V97H198ZM198 98H197V96H196V98H194V99H197L196 101H198ZM201 98H203V97H200L199 99H201ZM205 98V99H206ZM212 98V99H213ZM240 98V97H239ZM184 99H186V97L184 98ZM184 99H182V100H184ZM191 99V98H190ZM193 99V98H192ZM204 99V98H203ZM202 99V100H203ZM207 99V100H208ZM165 99L163 98V101H164ZM179 100V99H178ZM208 100V101H209ZM216 100V99H215ZM234 100V99H233ZM31 101V100H30ZM187 101H189V100H187ZM194 101V100H193ZM200 101V100H199ZM205 100H203V102H204ZM222 101V102H221ZM160 102V101H159ZM181 102V101H180ZM206 102V101H205ZM182 103H183V101H182ZM185 103H188V102H185ZM190 103V102H189ZM176 104V103H175ZM180 104V103H179ZM178 103H177V105H179ZM198 104V103H197ZM207 104V103H206ZM209 104H212V103H209ZM214 104V103H213ZM19 105V104H18ZM34 105V104H33ZM167 105V104H166ZM187 105V104H186ZM218 105V106H219ZM22 106V105H21ZM52 106V105H51ZM50 106V107H51ZM184 106V105H183ZM201 106V105H200ZM221 106V105H220ZM7 107V106H6ZM11 107V106H10ZM9 107V108H10ZM15 107V106H14ZM26 107V106H25ZM33 107V106H32ZM45 107V106H44ZM43 107V108H44ZM177 107H179V106H177ZM176 106H175V109L177 108ZM182 107V106H181ZM204 107V106H203ZM202 107V108H203ZM257 107V108H258ZM3 108V107H2ZM9 108H7V109H9ZM168 108V107H167ZM170 108H172V109H174V107H170ZM183 108V107H182ZM255 108V107H254ZM28 109V108H27ZM41 109V108H40ZM84 109V108H83ZM199 109V108H198ZM214 109H215V107H214ZM26 110V109H25ZM35 110H36V108H35ZM45 110V109H44ZM49 110V109H48ZM48 110H47V112H48ZM86 110V109H85ZM176 110H178V109H176ZM183 110V109H182ZM207 110H209V109H207ZM217 110H219V109H217ZM222 110V109H221ZM221 110H220V112H221ZM227 110V109H226ZM249 110H251V109H249ZM253 110V109H252ZM8 111V110H7ZM6 111V112H7ZM22 111V110H21ZM50 111V110H49ZM79 111V110H78ZM141 111V110H140ZM145 111H146V109H145ZM148 111V110H147ZM154 111V110H153ZM184 111V110H183ZM183 111H181V112H183ZM196 111V110H195ZM203 111V110H202ZM230 111V112H231ZM233 111V112H234ZM247 111L248 110H246V113H247ZM257 111V112H258ZM12 112V111H11ZM11 112H10V114H11ZM26 112H28V111H26ZM25 112V113H26ZM30 112V111H29ZM28 112V113H29ZM59 112V111H58ZM80 112V111H79ZM139 112V111H138ZM137 112V113H138ZM143 112V111H142ZM149 113H150V111H148ZM168 112V111H167ZM166 112V113H167ZM177 112V111H176ZM189 112V111H188ZM193 112V111H192ZM200 112V111H199ZM198 112V113H199ZM204 112V111H203ZM215 112V111H214ZM217 112V111H216ZM224 112H227V111H224ZM229 112V111H228ZM264 112V111H263ZM8 113V112H7ZM27 113V114H28ZM34 113V112H33ZM39 113V112H38ZM44 113V112H43ZM46 113V112H45ZM50 113V112H49ZM81 113V112H80ZM84 113V112H83ZM86 113V112H85ZM84 113V114H85ZM165 113V112H164ZM171 113H173V112H171ZM187 113V112H186ZM211 113H213V110H212V112ZM219 113V112H218ZM240 113V112H239ZM238 113V114H239ZM243 112L241 111V113H240V115H239V117H241V114H242ZM245 112L243 113V114H246ZM250 113H251V111H250ZM253 113H255V111H252V116L253 115H255V114H253ZM26 114V115H27ZM60 114V113H59ZM114 114H115V112H114ZM117 114V113H116ZM141 114V113H140ZM152 114V113H151ZM180 114V113H179ZM182 114V113H181ZM222 114V113H221ZM249 114V113H248ZM12 115H14V114H12ZM37 115V114H36ZM48 115H50V114H48ZM73 115H74V113H73ZM90 115V114H89ZM88 115V116H89ZM96 115V114H95ZM157 115V114H156ZM155 115V116H156ZM159 115H161V116H163L162 115V113L161 114H159ZM214 115V114H213ZM229 115H231L230 113H229ZM256 115H258V113L256 114ZM263 115H264V113H263ZM262 115V116H263ZM30 116V115H29ZM40 116V115H39ZM43 116V115H42ZM55 116V115H54ZM53 116V117H54ZM69 116V115H68ZM71 116V115H70ZM75 116V115H74ZM85 116V115H84ZM98 116H100V115H98ZM110 116V115H109ZM137 116V115H136ZM150 116H153V115H150ZM164 116H168V115H164ZM170 116V115H169ZM226 116H228V114L226 115ZM16 117V116H15ZM27 117V116H26ZM38 117V116H37ZM50 117V116H49ZM52 117V116H51ZM92 117V116H91ZM97 117V116H96ZM172 117H175V115L174 116H172ZM219 117H221V116H219ZM223 117V116H222ZM238 117V116H237ZM238 117V118H239ZM247 117H248V115H247ZM251 116L249 115V118H250ZM29 118V117H28ZM27 118V119H28ZM89 118V117H88ZM94 118V117H93ZM110 118V117H109ZM136 118V117H135ZM146 118V117H145ZM148 118V117H147ZM146 118V119H147ZM160 118V117H159ZM163 118V117H162ZM194 118H195V116H194ZM211 118H212V116H211ZM225 118V117H224ZM226 118H228V119H235L236 117H226ZM225 118V119H226ZM237 118V119H238ZM242 119H243V115H242V117H241ZM244 118L246 119V117L244 116ZM258 118H259V116H258ZM42 119V118H41ZM80 119V118H79ZM90 119V118H89ZM101 119V118H100ZM117 119V118H116ZM143 119H144V117H143ZM156 119V118H155ZM173 119V118H172ZM213 119V118H212ZM219 119V118H218ZM220 119H222V118H220ZM224 119V120H225ZM253 119V118H252ZM263 119V120H262ZM8 120V119H7ZM84 120V119H83ZM93 120V119H92ZM139 120H141V119H139ZM158 120V119H157ZM168 120V119H167ZM170 120V119H169ZM179 120V119H178ZM207 120V119H206ZM248 120V119H247ZM261 120L262 121H264V118H261ZM25 121V120H24ZM28 121V120H27ZM33 121V120H32ZM36 121V120H35ZM40 121V120H39ZM45 121V120H44ZM109 121V120H108ZM141 121H143V120H141ZM144 121H145V119H144ZM149 121H150V119H149ZM151 121H152V119H151ZM182 121V120H181ZM188 121V120H187ZM210 121V120H209ZM227 121V120H226ZM250 121V120H249ZM45 122H47V121H45ZM146 122V121H145ZM147 122H148V119H147ZM191 122V121H190ZM212 122H214V121H212ZM216 122H219V121H216L215 120V122H214V124L216 125ZM221 122H224V121H222L221 120ZM235 122H237L236 120L235 121H233V124L235 123ZM239 122V121H238ZM237 122V123H238ZM248 122V121H247ZM247 122H245L246 124H247ZM251 122V121H250ZM255 122V121H254ZM258 122H261V121H258ZM257 122V123H258ZM12 123V122H11ZM18 123H20V122H18ZM32 123V122H31ZM40 123V122H39ZM47 123H49V121L47 122ZM194 123H195V121H194ZM262 123H264V122H262ZM41 124V123H40ZM57 124V123H56ZM187 124V123H186ZM218 124V123H217ZM226 124V123H225ZM236 124V123H235ZM234 124V125H235ZM250 124V123H249ZM42 125V124H41ZM45 125H49V124H45ZM51 125V124H50ZM64 125V124H63ZM94 125V124H93ZM96 125V124H95ZM181 125V124H180ZM240 125V124H239ZM242 125V124H241ZM54 126V125H53ZM67 126V125H66ZM90 126H92V125H90ZM89 126V127H90ZM203 126V125H202ZM208 126V125H207ZM213 126V124L211 125L210 124V127H212ZM218 126H219V124H218ZM220 126H221V124H220ZM219 126V127H220ZM226 126V125H225ZM229 126H230V123H229ZM236 126V125H235ZM235 126H233V128H232V130L234 129V127ZM245 126V125H244ZM248 126H250L251 128L250 129H253L252 131H255V129L256 130H258V128L259 129H263L262 131L261 130H259V131H257V132H259V133H255V134H249V135H251V136H253L252 138H250V139H248V140H250L251 142H249V143H247V145L248 144H253L254 143V141H257V140H260V141H262V142H264V126L261 124V125H253V123H252V126L251 125H248ZM47 127V126H46ZM214 127V126H213ZM213 127H212V129H213ZM221 127H224V126H221ZM50 128V127H49ZM48 128V129H49ZM58 128V127H57ZM208 128H209V126H208ZM216 128V127H215ZM215 128H214V130H215ZM218 128V127H217ZM237 128V127H236ZM84 129V128H83ZM90 129V128H89ZM182 129V128H181ZM184 129V128H183ZM186 129V128H185ZM205 129V128H204ZM224 129V128H223ZM226 129H227V127H226ZM44 130V129H43ZM52 130V129H51ZM57 130V129H56ZM231 130V129H230ZM239 130H240V127H239ZM242 130V129H241ZM243 130H244V128H243ZM247 130V129H246ZM48 131V130H47ZM204 132H205V130H203ZM208 131V130H207ZM209 131H211V129H209ZM223 131V130H222ZM228 131V130H227ZM227 131H225L224 130V132H227ZM251 131V130H250ZM213 132V131H212ZM215 132V131H214ZM218 132V131H217ZM223 132V133H224ZM233 132V131H232ZM246 132V131H245ZM249 132V131H248ZM248 132H247V135H248ZM208 133V132H207ZM211 133V132H210ZM231 133V132H230ZM233 133H237V131L236 132H233ZM233 133H232V135H233ZM55 134V133H54ZM190 134H192V133H190ZM225 134V133H224ZM227 134H228V132H227ZM227 134H225V135H227ZM238 134H240V133H238ZM238 134H237V136H238ZM166 135V134H165ZM171 135V134H170ZM174 135V134H173ZM176 135V134H175ZM196 135V134H195ZM204 135V134H203ZM214 135V134H213ZM232 135H230V137L232 136ZM147 136V135H146ZM149 136H150V134H149ZM149 136H147V137H149ZM151 136H153V135H151ZM160 136V135H159ZM162 136V135H161ZM188 136V135H187ZM210 136V135H209ZM219 137L221 136V135H218ZM217 136V137H218ZM229 136V135H228ZM241 136V135H240ZM239 136V137H240ZM245 136V135H244ZM243 136V137H244ZM194 137V136H193ZM200 137V136H199ZM208 137V136H207ZM225 137V136H224ZM229 137V138H230ZM243 137L241 138H239V139H237L238 140V142L240 141V143H241V141L242 140H240V139H243ZM246 137V136H245ZM244 137V139L246 140V138ZM248 137V136H247ZM171 138H173L174 139V137H171ZM182 138V137H181ZM213 138V137H212ZM211 138V139H212ZM223 138V136L220 138V139H222ZM226 138V137H225ZM229 138H226V139H228V141H229ZM234 138V137H233ZM28 139V138H27ZM26 139V140H27ZM58 139V138H57ZM144 139V138H143ZM151 139H153V138H151ZM156 139V138H155ZM177 139V138H176ZM188 139V138H187ZM194 139V138H193ZM210 139V138H209ZM225 139V141L224 142H221V143H228V142H226L227 140ZM236 139V138H235ZM30 140V139H29ZM29 140H28V142H29ZM41 140V139H40ZM39 140V141H40ZM49 140V139H48ZM56 140V139H55ZM142 140V139H141ZM171 140V139H170ZM189 140V139H188ZM196 140V139H195ZM212 140H214V138L212 139ZM216 140V142L217 141H219V139L217 140V139H215ZM231 140H233V141H231V142H234V143H238L237 141H234V139H231ZM245 140H243L242 141V143H244V141ZM45 141V140H44ZM50 141V140H49ZM52 141V140H51ZM64 141V140H63ZM120 141V140H119ZM118 141V142H119ZM161 141V140H160ZM172 141V140H171ZM186 141V140H185ZM199 141H201V140H199ZM4 142H6V141H4ZM8 142V141H7ZM6 142V143H7ZM48 142V141H47ZM114 142V141H113ZM122 142V141H121ZM133 142H135V141H133ZM141 142V141H140ZM146 142V141H145ZM167 142V141H166ZM182 142V141H181ZM204 142H205V140H204ZM209 142V141H208ZM213 142V141H212ZM211 142V143H212ZM213 143V144H211V143H209V145H211V147L213 148V149H215L216 147V145L215 144H217V143ZM230 142V141H229ZM257 142H259V141H257ZM257 142H255V143H257ZM17 143V142H16ZM24 143H26V142H24ZM112 143V142H111ZM129 143V142H128ZM137 143V142H136ZM143 143V142H142ZM191 143V142H190ZM220 142L217 144V145H219V144H221ZM234 143H232V144H234ZM254 143V144H255ZM2 144V143H1ZM29 144V143H28ZM35 144V143H34ZM33 144V145H34ZM38 144V143H37ZM37 144H36V146H37ZM53 144V143H52ZM56 144V143H55ZM60 144V143H59ZM64 145H65V143H63ZM74 144V143H73ZM77 144H78V142H77ZM81 144V143H80ZM118 143H116V145H117ZM124 144V143H123ZM122 144V145H123ZM127 144V143H126ZM131 144V143H130ZM133 144V143H132ZM148 144V143H147ZM192 144V143H191ZM208 144V143H207ZM225 144V145H226ZM229 144V143H228ZM239 144V143H238ZM245 144V143H244ZM243 144V145H244ZM258 144V143H257ZM256 144V145H257ZM260 144V143H259ZM22 146H23V143L21 144ZM39 145V144H38ZM42 145V144H41ZM57 145V144H56ZM55 145V146H56ZM62 145V144H61ZM61 145H60V147H61ZM106 145V144H105ZM108 145H109V143H108ZM112 145V144H111ZM114 145V144H113ZM116 145H114V146H116ZM140 145V144H139ZM150 145V144H149ZM208 145V146H209ZM231 145V143L228 145V146H230ZM236 144H234V146H235ZM240 145H242V144H240ZM246 145V144H245ZM3 146V145H2ZM7 146V145H6ZM8 146H10V145H8ZM25 146H26V144H25ZM31 146V145H30ZM43 146V145H42ZM52 146V145H51ZM72 146V145H71ZM75 146V145H74ZM77 146V145H76ZM118 146V145H117ZM126 146V145H125ZM130 146V145H129ZM133 146V145H132ZM135 146H137V144L135 145ZM152 146V145H151ZM191 146V145H190ZM194 146V145H193ZM196 146V145H195ZM204 146V145H203ZM207 146V147H208ZM223 145H221L218 149H220L221 147H222ZM228 146H227V148H228ZM232 146V145H231ZM239 146V145H238ZM262 146H263V144H262ZM17 147V146H16ZM15 147V148H16ZM28 147V146H27ZM31 147H33V146H31ZM47 147V146H46ZM59 147V148H60ZM65 147V146H64ZM69 147V146H68ZM81 147V146H80ZM88 147H89V145H88ZM95 147H96V145H95ZM94 147V148H95ZM108 147H111V146H108ZM142 147V146H141ZM140 147V148H141ZM147 147V146H146ZM198 147V146H197ZM202 147V146H201ZM205 147V150H204V148H203V150L204 151H206V150H210L209 148L208 149H206V146H204ZM224 147V146H223ZM245 147V146H244ZM244 147H242V148H244ZM247 147V146H246ZM245 147V148H246ZM250 147H252V145L250 146ZM260 147V146H259ZM4 148H5V146H4ZM6 148H8V147H6ZM13 147H11V149H12ZM18 148V147H17ZM20 148V147H19ZM37 148V147H36ZM35 148V149H36ZM49 148V147H48ZM57 147H55V149H56ZM67 147H65L64 149H66ZM74 148H76V147H74ZM74 148H72V149H74ZM78 148V147H77ZM94 148H93V150H94ZM119 148V147H118ZM131 148V147H130ZM189 148H191V147H189ZM188 148V149H189ZM193 148V147H192ZM199 148V147H198ZM212 148H211V150H212ZM227 148L226 149H224L223 148V150H221V151H217L216 153V157H217V159L220 157V156H224L225 158V160L228 162V159H230V158H228L229 156V154L227 155V156H225V153H226V150H227ZM235 148H236V146H235ZM260 148H262V147H260ZM0 149H2V148H0ZM24 149H26L25 147H24ZM32 149H34V148H31V150ZM63 149V148H62ZM96 149V148H95ZM105 149V148H104ZM108 149V148H107ZM133 149V148H132ZM142 149V148H141ZM162 149V148H161ZM176 149V148H175ZM181 149V148H180ZM200 149V148H199ZM232 150H233V146H232V148H231ZM230 149V150H231ZM252 149V148H251ZM255 149V148H254ZM258 149V148H257ZM4 150V149H3ZM6 150V149H5ZM18 150V149H17ZM23 150V149H22ZM30 150V148L28 149V151ZM40 150V149H39ZM54 150V149H53ZM58 150V149H57ZM57 150H55V153L57 152ZM60 151H62L61 149H59ZM76 150V149H75ZM82 150V149H81ZM84 150V149H83ZM113 150V149H112ZM111 150V151H112ZM134 150H135V148H134ZM138 150V149H137ZM183 150H185V149H183ZM191 150V149H190ZM193 150V149H192ZM202 150V151H203ZM236 150V149H235ZM245 150V149H244ZM249 150V149H248ZM247 150V151H248ZM262 149H258V150H254L255 152H264L263 150L261 151ZM16 151V150H15ZM20 151V150H19ZM23 151H25V150H23ZM66 151V150H65ZM152 151V150H151ZM216 151V149L214 150V152ZM9 152V151H8ZM26 152H27V150H26ZM36 152V151H35ZM39 152V151H38ZM64 152V151H63ZM79 152H81V151H79ZM90 152V151H89ZM97 152V151H96ZM138 152V151H137ZM178 152V151H177ZM184 152V151H183ZM186 152H188L187 150H186ZM191 152H193V151H191ZM195 152V151H194ZM214 152H212V153H214ZM233 152V151H232ZM246 152V151H245ZM245 152H243V151H237L236 150V153L237 154H234L235 156H233V154H231V158H234V160H236L237 158H240V160H241V156H246V158H247V156L249 157V155H251L252 154V152L251 153H245ZM21 153H22V151H21ZM25 153V152H24ZM41 153V152H40ZM44 153V152H43ZM59 153V152H58ZM61 154H62V152H60ZM84 153V152H83ZM105 153V152H104ZM112 153H113V151H112ZM169 153V152H168ZM174 153V152H173ZM197 153V152H196ZM201 153V152H200ZM199 153V154H200ZM206 153V152H205ZM231 153V152H230ZM234 153V152H233ZM60 154V155H61ZM63 154H66L65 152L63 153ZM74 154V153H73ZM89 154H91V153H89ZM94 154V153H93ZM92 154V155H93ZM100 154V153H99ZM102 154V153H101ZM254 154L255 153H253V156H254ZM258 154V153H257ZM256 154V155H257ZM55 155V154H54ZM54 155H52V156H54ZM59 155V154H58ZM67 155H69V154H67ZM72 155V154H71ZM75 155V154H74ZM83 155V154H82ZM95 155V154H94ZM104 155V154H103ZM111 155V154H110ZM109 155V156H110ZM168 155V154H167ZM166 155V156H167ZM171 155V154H170ZM185 155V154H184ZM188 155V154H187ZM197 155V154H196ZM201 155V154H200ZM206 156V159H207V157H209V156H207L206 154H204L203 153V156ZM213 156H214V154H212ZM27 156V155H26ZM32 156V155H31ZM41 156V155H40ZM66 156V155H65ZM89 156V155H88ZM100 156V155H99ZM107 156V155H106ZM169 156V155H168ZM182 156H183V154H182ZM252 156V157H253ZM258 156V155H257ZM260 156H261V154H260ZM262 156H264V154L262 155ZM261 156V157H262ZM64 157V156H63ZM71 157V156H70ZM77 157V156H76ZM81 157H83V156H81ZM94 157V156H93ZM96 157V156H95ZM105 157V156H104ZM111 157V156H110ZM115 157V156H114ZM132 157V156H131ZM171 157V156H170ZM177 157V156H176ZM178 157H179V155H178ZM190 157V156H189ZM195 157V156H194ZM199 157V156H198ZM197 157V158H198ZM202 157V156H201ZM201 157H199V158H201ZM256 157V156H255ZM260 157V158H261ZM108 158V157H107ZM106 157L105 158H103V159H107ZM126 158V157H125ZM173 158V157H172ZM175 158V157H174ZM191 158V157H190ZM197 158H196V160H197ZM44 159H46V158H44ZM55 159V158H54ZM62 159V158H61ZM102 159V158H101ZM102 159V160H103ZM108 159H111V158H108ZM130 159V158H129ZM137 159V158H136ZM182 159V158H181ZM184 159V158H183ZM182 159V160H183ZM209 159H210V157H209ZM216 159V160H217ZM223 158L221 159V158H219L218 160H217V163H216V161L214 162V158H213V160H211V161H213L214 163L213 164H211V165H214L215 163L216 164H218V162H219V164L221 163V161L223 162V161H225ZM245 159V158H244ZM250 159H251V157H250ZM257 159H259V157L257 158L256 157V160ZM36 160V159H35ZM74 161H75V159H73ZM72 160V161H73ZM101 160V161H102ZM114 160V159H113ZM118 160V159H117ZM120 160V159H119ZM125 160V159H124ZM153 160V159H152ZM157 160V159H156ZM165 160V159H164ZM242 160H243V157H242ZM248 161H249V159H247ZM40 161V160H39ZM38 161V162H39ZM105 161V160H104ZM106 161H108V160H106ZM115 161V160H114ZM121 161V160H120ZM128 161V160H127ZM130 161V160H129ZM133 161V160H132ZM131 161V162H132ZM181 161V160H180ZM179 161V162H180ZM191 161H193V159L191 160ZM190 161V162H191ZM199 161V162H198ZM198 161H196L195 162V164L196 163H199L200 165L201 164H203V163H205L206 162V160H205V157H204V159L202 158V159H199ZM232 161L233 160H231V164H232ZM246 161V160H245ZM252 161V160H251ZM260 160H258V162H259ZM263 161V160H262ZM54 162V161H53ZM69 162V161H68ZM77 162H78V160H77ZM81 162V161H80ZM95 163H96V161H94ZM152 162V161H151ZM154 162V161H153ZM166 162V161H165ZM170 162V161H169ZM174 162V161H173ZM183 162H184V160H183ZM209 162H210V160H209ZM229 162H230V160H229ZM239 162V161H238ZM244 161H242L241 163H243ZM254 162V161H253ZM261 162V161H260ZM65 163V162H64ZM74 163V162H73ZM82 163H84V162H82ZM86 163V162H85ZM108 163V162H107ZM111 163H113V162H111ZM110 162L108 163V165H113V164H111ZM123 163V162H122ZM121 163V164H122ZM125 163V162H124ZM137 163V162H136ZM135 163V164H136ZM178 163V162H177ZM177 163H176V165H177ZM187 163H189V160L187 161ZM194 163V162H193ZM208 163V162H207ZM206 163V164H207ZM223 163H225V162H223ZM237 163V162H236ZM251 163V162H250ZM256 163V161L254 162V164ZM87 164V163H86ZM129 164V163H128ZM138 164V163H137ZM147 164V163H146ZM156 164V163H155ZM170 164V163H169ZM168 164V165H169ZM171 164H172V161H171ZM184 165L186 164V162L185 163H183ZM209 164V163H208ZM216 164H215V169L217 168V166H216ZM218 164V165H219ZM228 164V166H230L231 164L230 163H227ZM247 164V163H246ZM246 164H244L245 166H246ZM252 164L253 163H251L250 165H251V168H255L256 167V165H255V167L253 166L252 167ZM260 164V163H259ZM264 163H262V164H260V165H263ZM75 165V164H74ZM84 165V164H83ZM91 165V164H90ZM94 165V164H93ZM100 165V164H99ZM107 165V164H106ZM124 165H126V164H124ZM145 165V164H144ZM167 165V166H168ZM171 166L172 167V170L174 169H177V167L178 166ZM187 165V164H186ZM198 165V164H197ZM204 165V164H203ZM210 165V166H211ZM224 165V164H223ZM222 164H221V166H223ZM237 165H238V163H237ZM243 165V166H244ZM249 165V164H248ZM85 166V165H84ZM88 166V165H87ZM86 166V167H87ZM104 166V165H103ZM140 166V165H139ZM138 166V167H139ZM146 166V165H145ZM145 166H143V167H145ZM179 166H180V163H179ZM191 166V165H190ZM194 166V165H193ZM199 166V165H198ZM221 166L219 167L218 166V168L220 169L221 168ZM232 166H233V164H232ZM244 166V167H245ZM264 166V165H263ZM262 166V167H263ZM91 167V166H90ZM134 167V166H133ZM147 167V166H146ZM182 167H183V165H182ZM213 167V166H212ZM214 167H213V170H215L214 169ZM226 167H227V165H226ZM236 167V166H235ZM261 167V166H260ZM103 168H105V167H103ZM112 168V167H111ZM120 168V167H119ZM132 168V167H131ZM137 168V167H136ZM142 168V167H141ZM170 168V167H169ZM202 168V167H201ZM205 168H207L206 166H205ZM204 168V169H205ZM224 168H225V166H224ZM230 168H231V166H230ZM232 168H234V167H232ZM246 168H247V166H246ZM250 168V167H249ZM257 169H258V167H256ZM264 168V167H263ZM263 168H261L262 170H263ZM113 169V168H112ZM117 169V168H116ZM115 169V170H116ZM171 169V168H170ZM208 169H209V166H208ZM206 170L207 172L210 170V172H211V169H209V170ZM223 169V168H222ZM226 170H227V168H225ZM225 169H223V170H225ZM234 169H236V168H234ZM234 169H230V171L231 170H234ZM243 169V168H242ZM93 170V169H92ZM99 170H101V169H99ZM103 170V169H102ZM101 170V171H102ZM105 170V169H104ZM131 170V169H130ZM154 170V169H153ZM152 170V171H153ZM163 170V169H162ZM168 170V169H167ZM185 170V169H184ZM189 170V169H188ZM192 170H194V169H192ZM198 170V169H197ZM201 170V169H200ZM203 170V169H202ZM205 170L203 171V172H205ZM241 172H242V170H241V168L239 169ZM239 170H234V173L235 174H237V173H239ZM245 170V169H244ZM243 170V171H244ZM250 170V169H249ZM254 169H251V171H253ZM68 171V170H67ZM77 171H79V170H77ZM77 171H75V173H74V169H73V174L71 175V177H73L72 179L70 178V181L72 180V182H68L69 184H76V185H82L83 183H86V182H89V181H86L85 179H83V180H85L86 182H84V181H82V179H79L78 177H80V175L81 174H83V171L81 170V171H79V172H77ZM110 171V170H109ZM114 171V170H113ZM128 171H129V169H128ZM171 171V170H170ZM190 171V170H189ZM219 171H221V170H219ZM228 171H229V167H228ZM228 171H225L224 173H226V172H228ZM230 171H229V173H230ZM237 171V172H236ZM261 171V170H260ZM71 172V173H72ZM88 172V171H87ZM91 172V171H90ZM89 172V173H90ZM103 172H105V171H103ZM123 172H125L124 170H123ZM142 172V171H141ZM163 172V171H162ZM161 172V173H162ZM165 172V171H164ZM173 172V171H172ZM191 172V171H190ZM200 172V171H199ZM213 172V171H212ZM233 172V171H232ZM239 173V175L241 174L242 175V173ZM246 172H248L247 170H246ZM246 172H244L243 174H245ZM263 172V171H262ZM67 173V172H66ZM70 173V174H71ZM97 173H100V172H97ZM102 173V172H101ZM174 173V172H173ZM187 173V172H186ZM189 173V172H188ZM193 173H195V172H193ZM197 173V172H196ZM223 172H221L220 174H222ZM58 173H56V175H57ZM63 174V173H62ZM69 174V173H68ZM69 174V175H70ZM91 174V173H90ZM89 174V175H90ZM112 174V173H111ZM152 174V173H151ZM172 174V173H171ZM175 174V173H174ZM178 174V173H177ZM176 174V175H177ZM185 174V173H184ZM205 174V173H204ZM228 174V173H227ZM233 174V173H232ZM248 174V173H247ZM252 174V173H251ZM250 174V176H252ZM255 174H257V173H255ZM264 174V173H263ZM64 175V174H63ZM87 175V174H86ZM103 175V174H102ZM101 175V176H102ZM105 175V174H104ZM117 175V174H116ZM129 175V174H128ZM156 175V174H155ZM199 175H200V173H199ZM202 175V174H201ZM208 175H209V173H208ZM218 175V174H217ZM223 175H225V174H223ZM240 175V176H241ZM60 176V175H59ZM62 176V175H61ZM68 176V175H67ZM84 176V175H83ZM144 176V175H143ZM154 176V175H153ZM152 176V177H153ZM157 176V175H156ZM161 176V175H160ZM159 176V177H160ZM170 176V175H169ZM195 176V175H194ZM193 176V177H194ZM198 176V175H197ZM211 176V175H210ZM219 176V175H218ZM226 176V175H225ZM228 176H229V174H228ZM227 176V177H228ZM239 176V177H240ZM249 176V179L250 178H252V177H250ZM256 176V175H255ZM262 176V175H261ZM12 177V176H11ZM15 177H16V175H15ZM21 177V176H20ZM52 177V176H51ZM70 177V176H69ZM68 177V178H69ZM94 177V176H93ZM108 177V176H107ZM112 177V176H111ZM110 177V178H111ZM150 177V176H149ZM161 177H163V176H161ZM166 177V176H165ZM164 177V178H165ZM200 177V176H199ZM206 177V176H205ZM204 177V179H206ZM215 177V176H214ZM236 177H238V176H236ZM246 177V176H245ZM248 177V176H247ZM246 177V178H247ZM18 178V177H17ZM36 178V177H35ZM35 178H33V180H35L36 181V179ZM55 178H57V177H55ZM67 178V179H68ZM81 178V177H80ZM102 178V177H101ZM151 178V177H150ZM167 178V177H166ZM196 178V177H195ZM202 178H203V176H202ZM232 178L234 179V177L232 176ZM255 178V177H254ZM257 178V177H256ZM255 178V179H256ZM263 178H264V176H263ZM262 178V179H263ZM11 179H14V178H11ZM66 179V178H65ZM66 179V180H67ZM88 179V178H87ZM93 179V178H92ZM107 179V178H106ZM115 179H116V177H115ZM119 179V178H118ZM161 179V178H160ZM209 179V178H208ZM208 179H206V180H208ZM218 179V178H217ZM227 179H229V177L227 178ZM231 179V178H230ZM237 179H239V178H237ZM240 179H241V181H242V183L243 182H246V181H244V180H242V177H240ZM243 179H244V176H243ZM249 179H246L247 181H249ZM261 179V178H260ZM262 179H261V181H262ZM10 180V179H9ZM15 180H17V179H15ZM14 180V181H15ZM18 180L20 181V182H22L23 183V188H24V190L23 191H21V189H20V191H19V195H13V196H6L5 197V195H3L4 196V198H0V200L1 201H5V202H14V201H17L18 202V200H20V202L22 203V199H28V200H32L33 198H34V196L36 195V194H34L35 192H34V190H33V187L35 188V186H33L31 183H36V182H33V180H30V178H27V177H25V178H18ZM17 180V181H18ZM38 180V179H37ZM43 180V179H42ZM99 180V179H98ZM105 180V179H104ZM120 180H122V179H120ZM159 180V179H158ZM190 180V179H189ZM196 180V179H195ZM203 180V179H202ZM216 180V179H215ZM232 180V179H231ZM38 181H40V180H38ZM37 181V183H39ZM52 181H54V180H50V181H44L43 180V182L45 183L44 185H48V184H50V186L51 185H56V184H54V182H52ZM56 182H57V180H55ZM58 181H59V179H58ZM63 181V180H62ZM92 181V180H91ZM107 182H108V180H106ZM110 181V180H109ZM184 181H188V180H184ZM225 181V180H224ZM230 181V180H229ZM236 181V180H235ZM239 181V180H238ZM238 181H236V182H238ZM241 181H239V182H241ZM255 181V180H254ZM259 181V180H258ZM258 181H256L257 183H258ZM6 182H7V180H6ZM11 182V181H10ZM41 183H42V181H40ZM64 182H65V180H64ZM94 182V181H93ZM97 182H102V181H96L95 183H97ZM120 182V181H119ZM191 182V181H190ZM198 182V181H197ZM202 182H204V181H202ZM207 182V181H206ZM209 182V181H208ZM235 182V183H236ZM251 181H249V183H250ZM263 182H264V180H263ZM12 184H14L13 182H11ZM40 183V184H41ZM60 184H64L63 182L61 183V180H60V182H59ZM90 183V182H89ZM89 183H88V186H90L89 185ZM103 183H105V182H102V183H100V184H102V185H105V184H103ZM110 183V182H109ZM114 183H116V182H114ZM122 183V182H121ZM199 183H200V180H199ZM214 183H215V181H214ZM217 183V182H216ZM234 183V180H233V187L234 186H236V184ZM8 184V183H7ZM39 184V185H40ZM67 184V183H66ZM94 184V183H93ZM188 184V183H187ZM203 184V183H202ZM213 184V183H212ZM224 184H226V183H224ZM15 185V184H14ZM13 185V186H14ZM17 185V184H16ZM22 185V184H21ZM38 185V186H39ZM43 185V184H42ZM58 185V187L60 186L59 184H57ZM108 185V184H107ZM106 185V187L108 188V191H109V189L112 191L114 188H113V186H107ZM109 185H111V184H109ZM256 185V184H255ZM4 186V185H3ZM18 186V185H17ZM61 186H63L62 188H64V187H66V189H67V186H68V184H67V186H64V185H61ZM86 187H87V185H85ZM94 186V185H93ZM93 186L92 187H89L90 189L89 190H91V192H88V193H90V196L88 197V196H86V197H88L87 198V200L90 198V197H93L94 198V196H98L97 194H99V193H97V194H94V192H93V190H95V193H96V191L98 190H96V188L94 189L93 188ZM96 186H98L97 184L95 185V187ZM181 186V185H180ZM194 186V185H193ZM199 186H201V185H199ZM217 186V185H216ZM42 187V186H41ZM40 186L39 187H37V188H41ZM55 187V186H54ZM53 187V188H54ZM73 187V186H72ZM81 187H83V185L81 186ZM86 187H83V188H86ZM99 187V186H98ZM97 187V188H98ZM102 187V186H101ZM118 187V186H117ZM184 188H185V186H183ZM210 187V186H209ZM212 187V186H211ZM227 187V186H226ZM231 187V186H230ZM237 187V186H236ZM236 187H234L235 188V190H237L236 189ZM3 188V187H2ZM47 188H49V186L47 187ZM50 188H52V187H50ZM57 188V187H56ZM61 188V187H60ZM100 188V187H99ZM104 188V187H103ZM126 188V187H125ZM133 188V187H132ZM146 188V187H145ZM144 188V189H145ZM187 188V187H186ZM191 188V187H190ZM213 188V187H212ZM220 188H221V186H220ZM43 189V188H42ZM59 189V188H58ZM57 189V190H58ZM65 189V191H67ZM68 189H70V188H68ZM78 189V188H77ZM120 189V188H119ZM127 189V188H126ZM125 189V190H126ZM141 189V188H140ZM200 189H202V188H200ZM215 189V188H214ZM223 189V188H222ZM232 189V188H231ZM240 189V188H239ZM10 190V189H9ZM27 190V191H26ZM39 190V189H38ZM52 190V189H51ZM50 190V191H51ZM64 190V189H63ZM63 190H61L60 189V192L61 191H63ZM89 190H87V188H86V191H89ZM118 190V189H117ZM146 190V189H145ZM150 190V189H149ZM212 190V189H211ZM215 190H217V189H215ZM221 190V189H220ZM227 190V189H226ZM264 190V189H263ZM35 191H36V189H35ZM48 191H49V189H48ZM53 191V190H52ZM51 191V192H52ZM64 191V192H65ZM73 191V190H72ZM77 191V190H76ZM80 191V190H79ZM84 191H85V189H84ZM84 191H82L83 193H87V192H84ZM104 192H105V190H103ZM110 191V192H111ZM120 191V190H119ZM144 191V190H143ZM151 191V190H150ZM187 191H189V190H187ZM202 191V190H201ZM224 191V190H223ZM223 191H219L218 190V192L220 193V192H223ZM232 191V190H231ZM239 191V190H238ZM238 191H236V192H238ZM248 191V190H247ZM5 192V191H4ZM8 192H10V191H8ZM20 192L22 193V194H20ZM37 192H39V191H37ZM36 192V193H37ZM42 192H43V190H42ZM78 192V191H77ZM113 192H115V191H113ZM117 192V195H118V191H116ZM123 192H124V190H123ZM139 192V191H138ZM138 192H137V194H138ZM140 192H141V190H140ZM204 192V191H203ZM217 192V191H216ZM226 192H228V191H226ZM48 193V192H47ZM47 193H45V194H47ZM56 193H58L59 194V192H56ZM56 193H54V195L56 194ZM63 193V192H62ZM78 193H80L81 194V191L80 192H78ZM120 193H122V192H120ZM131 193V192H130ZM136 193V192H135ZM145 193H146V191H145ZM145 193H144V195H145ZM149 191H148V195H149ZM152 193V192H151ZM155 193V192H154ZM185 193V192H184ZM188 193V192H187ZM195 193V192H194ZM224 193V192H223ZM229 193H230V190H229ZM227 194V195H229V197H230V194ZM242 193V192H241ZM244 193V192H243ZM242 193V194H243ZM10 194H11V192H10ZM14 194V193H13ZM17 194V193H16ZM40 194V193H39ZM41 194H43V193H41ZM52 195H53V193H51ZM61 194V193H60ZM68 194V193H67ZM105 194H106V192H105ZM116 194V193H115ZM132 194V193H131ZM134 194V193H133ZM186 194V193H185ZM201 194V195H200ZM199 194V196H204V194H202V192ZM231 194H232V192H231ZM235 194V193H234ZM64 195H66V194H64ZM83 196H84V194H82ZM102 195V194H101ZM120 195V194H119ZM126 195V194H125ZM124 195V196H125ZM128 195V194H127ZM126 195V196H127ZM139 195V194H138ZM143 195V196H144ZM193 195V194H192ZM191 195V196H192ZM198 195V194H197ZM217 195V194H216ZM220 195V194H219ZM221 195H222V193H221ZM226 195V193H225V195L224 196H227ZM237 195H239V194H237ZM246 195V194H245ZM1 196V195H0ZM36 196H38V195H36ZM35 196V197H36ZM49 196H50V194H49ZM58 197H59V195H57ZM73 196V195H72ZM108 196V195H107ZM112 196V195H111ZM130 196V195H129ZM139 196H141V195H139ZM146 196V195H145ZM150 196H153L152 194H150ZM149 196V197H150ZM156 196V195H155ZM186 196V195H185ZM190 196V197H191ZM224 196H222V198H225ZM233 196V195H232ZM236 196V195H235ZM241 196V195H240ZM39 197H41L40 195H39ZM37 198L38 200L40 199V198ZM46 197L47 198H49L48 196H45V201H46ZM51 197H54V196H51ZM80 197L82 198V196L80 195ZM79 197V198H80ZM105 197V196H104ZM154 197V196H153ZM187 197V196H186ZM185 197V198H186ZM194 197V196H193ZM220 196H218V198H219ZM228 197V196H227ZM229 197H228V202L229 201H231V200H229ZM244 197V196H243ZM43 198V197H42ZM61 198V197H60ZM59 198V199H60ZM63 198V197H62ZM68 198V197H67ZM85 198V197H84ZM93 198H92V200H93ZM101 198V197H100ZM117 198L119 199V198H123L122 197V195L120 196V197H118L117 196ZM151 198V197H150ZM197 198H198V196H197ZM201 198V197H200ZM198 198L199 200H197L196 202H195V198H193V200H194V202H195V204L193 203V201L192 200H190L189 199V201H190V203L192 204L191 206H193V204L196 206V207H194V208H198V209H201L202 207H203V204L202 203H200V202H202L201 201V199L203 200V201H207V200H204L203 198ZM236 198V197H235ZM235 198L233 199V200H235ZM258 198H260V197H258ZM50 199V198H49ZM51 199H56V197L55 198H51ZM58 199V200H59ZM69 199V198H68ZM67 199V200H68ZM72 199V198H71ZM70 199V200H71ZM75 199V198H74ZM86 199V198H85ZM91 199V198H90ZM148 199V198H147ZM160 199V198H159ZM220 199V198H219ZM226 199V198H225ZM224 199V200H225ZM238 199H239V197H238ZM41 200H43V199H40V201ZM73 200V199H72ZM80 200V199H79ZM97 200V199H96ZM122 200V199H121ZM158 200V199H157ZM185 200H187V198L185 199ZM211 200V199H210ZM224 200H222L223 202H225L226 201V204H227V206H228V202H227V199L224 201ZM0 201V202H1ZM25 201V200H24ZM39 201V202H40ZM44 201V200H43ZM43 201H42V203H40L41 205L42 204H44L43 203ZM56 201V200H55ZM61 201H63V200H61ZM86 201V200H85ZM89 201V200H88ZM159 201V200H158ZM164 201V200H163ZM189 201H187V204H188V202ZM192 201V202H191ZM200 201V202H199ZM221 201V200H220ZM244 202L243 200H240V201H238L237 203H236V205L239 203V202ZM249 202H251L250 201V199L248 200ZM247 201V202H248ZM26 202H27V200H26ZM32 202V201H31ZM36 202V201H35ZM34 201L32 202L33 204H35L36 206H37V204H39V202H36L35 203ZM48 202V201H47ZM73 202V201H72ZM78 202V201H77ZM80 202V201H79ZM110 202V201H109ZM109 202H107V203H109ZM114 202V201H113ZM232 202V201H231ZM235 202V201H234ZM257 202V201H256ZM27 203H29V201L27 202ZM51 203V202H50ZM53 203V202H52ZM69 203V202H68ZM76 203V202H75ZM89 204H90V202H88ZM186 203V202H185ZM204 203V202H203ZM208 203H209V201H208ZM211 203V202H210ZM216 203V202H215ZM245 203V202H244ZM252 203V202H251ZM251 203H249L250 204V206H251ZM258 203V202H257ZM2 204V203H1ZM1 204H0V206H1ZM5 204V203H4ZM11 204H13V203H11ZM15 204V203H14ZM12 205V206H17L16 204H18V203H16L15 205ZM31 204V203H30ZM45 204H47V203H45ZM60 204H62V202L60 203ZM65 204V203H64ZM74 204V203H73ZM79 204V203H78ZM89 204H88V206H89ZM115 204V203H114ZM161 204V203H160ZM159 204V205H160ZM163 204H164V202H163ZM186 204V205H187ZM219 204H221V203H219ZM223 204V203H222ZM242 204V203H241ZM247 204V208L249 209V205H248V203H246ZM246 204H243V206L244 205H246ZM6 205V204H5ZM19 205V204H18ZM35 205H33V206H35ZM52 205V204H51ZM50 205V206H51ZM55 205V204H54ZM56 205H58V204H56ZM63 205V204H62ZM85 205V204H84ZM211 205V204H210ZM224 205V204H223ZM230 205V204H229ZM233 205H234V203H233ZM240 205V204H239ZM256 205V204H255ZM259 205H261V207L263 206L264 207V198H263V203H260V204H258V206ZM2 206H3V204H2ZM7 206L9 207V205L7 204ZM11 206V205H10ZM21 206V205H20ZM19 206V207H20ZM25 206V205H24ZM29 206V205H28ZM32 206V207H33ZM53 206V205H52ZM70 206V205H69ZM82 206V205H81ZM103 206H105V205H103ZM154 206V205H153ZM226 206V207H227ZM232 206V205H231ZM254 206V205H253ZM4 207V206H3ZM7 207V208H8ZM38 207V206H37ZM39 207H41V206H39ZM57 207V206H56ZM91 207V206H90ZM98 207H100V206H98ZM97 207V208H98ZM157 207V206H156ZM155 207V208H156ZM184 207V206H183ZM182 207V208H183ZM205 207V206H204ZM223 207V206H222ZM221 207V208H222ZM233 207V206H232ZM238 207H240V206H238ZM241 207H242V205H241ZM240 207V208H241ZM6 208V207H5ZM4 208V209H5ZM29 208V207H28ZM36 208V207H35ZM63 208V207H62ZM65 208V207H64ZM74 208V207H73ZM81 208V207H80ZM133 208V207H132ZM234 208V207H233ZM257 208V207H256ZM14 208L13 207H11V210H13ZM16 209V208H15ZM14 209V210H15ZM34 209V208H33ZM32 209V210H33ZM38 209V208H37ZM46 209V208H45ZM53 209H54V207H53ZM57 209V208H56ZM59 209V208H58ZM82 209H85V208H82ZM81 209V210H82ZM95 209V208H94ZM101 209V208H100ZM106 209V208H105ZM110 209V208H109ZM127 209V208H126ZM134 209H135V207H134ZM142 209H143V207H142ZM146 209V207L144 208V210ZM150 209H152V208H150ZM158 209V208H157ZM160 209H161V207H160ZM174 209V208H173ZM195 209V210H196ZM197 209V210H198ZM239 209V208H238ZM242 209V208H241ZM240 209V210H241ZM263 209V208H262ZM9 210H10V208H9ZM8 209L6 210V211H9ZM21 210H22V208H21ZM28 210V209H27ZM35 210V209H34ZM49 211H50V209H48ZM70 210V209H69ZM78 210V209H77ZM80 210V209H79ZM89 210V209H88ZM93 210V209H92ZM101 210H103L104 211V209H101ZM118 210V209H117ZM138 210V209H137ZM147 210H149V209H147ZM176 210V209H175ZM206 210V209H205ZM212 210V209H211ZM217 210V209H216ZM242 210H244V208L242 209ZM247 210V209H246ZM245 210V211H246ZM1 211H2V209H1ZM4 211V210H3ZM45 211V210H44ZM63 211V210H62ZM68 211V210H67ZM74 211V210H73ZM85 211H87V210H85ZM91 211V210H90ZM106 211V210H105ZM110 211V210H109ZM136 211V210H135ZM139 211V210H138ZM165 211V210H164ZM219 211V210H218ZM244 211V212H245ZM261 211V210H260ZM37 212H41V211H37ZM77 212V211H76ZM100 212V211H99ZM98 212V217L101 215L102 216V214H104L105 215V213L107 214V212H104V213H99ZM112 211H110L109 213H111ZM114 212H115V210H114ZM122 212V211H121ZM127 212H128V210H127ZM171 212V211H170ZM176 212H178V211H176ZM242 212V211H241ZM1 213V212H0ZM4 214L6 213V212H3ZM2 213V214H3ZM47 213V212H46ZM54 213V212H53ZM72 213V212H71ZM70 213V214H71ZM79 213V212H78ZM84 213V212H83ZM93 213V212H92ZM96 213V212H95ZM109 213H108V215H109ZM115 213H118V212H115ZM114 213V214H115ZM125 213V212H124ZM123 213V214H124ZM136 213H139V212H136ZM142 213V212H141ZM147 213V212H146ZM155 213H156V211H155ZM161 213V212H160ZM163 213V212H162ZM180 213V212H179ZM179 213H178V216H179ZM192 213H193V211H192ZM255 213H256V211H255ZM10 214V213H9ZM59 214V213H58ZM85 214V213H84ZM121 214V213H120ZM129 214V213H128ZM183 214H184V211H183ZM201 214H202V212H201ZM204 214V213H203ZM66 215V214H65ZM64 215V216H65ZM75 215H79V214H75ZM75 215H74V217H75ZM108 215H106V216H108ZM130 215V214H129ZM147 215V214H146ZM157 215V214H156ZM161 215V214H160ZM165 215V214H164ZM182 215V214H181ZM181 215H180V217H181ZM250 215V214H249ZM253 215V214H252ZM255 215V214H254ZM253 215V216H254ZM14 216V215H13ZM21 216V215H20ZM42 216V215H41ZM40 216V217H41ZM58 216H60V215H58ZM67 216V215H66ZM88 216V215H87ZM116 216V215H115ZM123 216V215H122ZM149 216H150V214H149ZM158 216V215H157ZM163 216V215H162ZM177 216V217H178ZM184 216H186V215H184ZM191 216V215H190ZM201 216V215H200ZM207 217H208V215H206ZM210 216V215H209ZM218 216V215H217ZM264 216V215H263ZM2 217V216H1ZM32 217V216H31ZM45 217V216H44ZM48 217V216H47ZM62 218H63V216H61ZM83 217H84V215H83ZM96 217V216H95ZM124 217V216H123ZM130 217V216H129ZM132 217V216H131ZM143 217V216H142ZM167 216H165V218H166ZM172 217H173V215H172ZM179 217V218H180ZM183 217V216H182ZM193 217V216H192ZM216 217V216H215ZM255 217H256V215H255ZM5 218V217H4ZM16 218V217H15ZM14 218V219H15ZM72 218V217H71ZM79 218H80V216H79ZM93 218V217H92ZM100 218V217H99ZM103 218V217H102ZM106 218V217H105ZM120 218V217H119ZM150 218V217H149ZM163 218V217H162ZM200 218V217H199ZM21 219V218H20ZM44 219V218H43ZM57 219H59V218H57ZM68 219V218H67ZM95 220H96V218H94ZM93 219V220H94ZM104 219V218H103ZM110 219V218H109ZM123 219H125V218H123ZM146 219V218H145ZM155 219V218H154ZM218 219H220L219 218V216H218ZM222 219H224V218H222ZM258 219V218H257ZM31 220V219H30ZM36 220H38V219H36ZM50 220H52V219H50ZM80 220V219H79ZM90 220V219H89ZM166 220V219H165ZM176 220V219H175ZM189 220V219H188ZM258 220H260V218L258 219ZM26 221V220H25ZM39 221H40V219H39ZM44 221V220H43ZM49 221V220H48ZM48 221H46V222H48ZM60 221V220H59ZM101 221V220H100ZM99 221V222H100ZM106 221V220H105ZM114 221V220H113ZM142 221H143V219H142ZM190 221V220H189ZM188 221V222H189ZM222 221V220H221ZM225 221V220H224ZM19 222V221H18ZM32 222V221H31ZM75 222V221H74ZM80 222V221H79ZM92 222H94V221H92ZM96 222V221H95ZM112 222V221H111ZM118 222V221H117ZM139 222V221H138ZM147 222V221H146ZM150 222V221H149ZM152 222V221H151ZM159 222V221H158ZM201 222V221H200ZM213 222V221H212ZM216 222V221H215ZM258 222V221H257ZM260 222H261V220H260ZM260 222H258V223H260ZM33 223V222H32ZM45 223V222H44ZM51 223V222H50ZM67 223V222H66ZM69 223V222H68ZM86 223H87V221L85 222V224L84 225H86ZM89 223V222H88ZM109 223V222H108ZM113 223V222H112ZM187 223V222H186ZM186 223H185V225H186ZM199 223V222H198ZM197 223V225L198 226H196V228H198L199 227V224ZM207 223V222H206ZM218 223V222H217ZM220 223V222H219ZM219 223H218V225H219ZM229 223V222H228ZM258 223H256V224H258ZM4 224V223H3ZM46 224V223H45ZM44 224V225H45ZM56 224V223H55ZM61 224V223H60ZM82 224V223H81ZM115 224V223H114ZM119 224V223H118ZM140 224V223H139ZM145 224V223H144ZM184 224V223H183ZM212 224V223H211ZM261 224V223H260ZM259 224V225H260ZM24 225V224H23ZM33 225H35V224H33ZM32 225V226H33ZM52 225H53V223H52ZM59 225V224H58ZM89 225V224H88ZM106 225V224H105ZM149 225V224H148ZM151 225V224H150ZM169 225V224H168ZM192 225V224H191ZM207 225V224H206ZM258 225V226H259ZM262 225V224H261ZM1 226V225H0ZM12 226V225H11ZM18 226V225H17ZM39 226V225H38ZM47 226V225H46ZM66 226H68L67 224H66ZM122 226V225H121ZM158 226V225H157ZM162 226V225H161ZM227 226V225H226ZM230 226V225H229ZM15 227V226H14ZM35 227V226H34ZM49 227H51V225L49 226ZM61 227V226H60ZM81 227V226H80ZM97 227V226H96ZM107 227V226H106ZM105 227V228H106ZM118 227H120V226H118ZM144 227V226H143ZM164 227V226H163ZM180 227V226H179ZM189 227V226H188ZM193 227L195 228V226L193 225ZM209 227V226H208ZM215 227H217V225L215 226ZM222 227V226H221ZM224 227V226H223ZM222 227V228H223ZM231 227V226H230ZM229 227V228H230ZM233 227V226H232ZM260 227V226H259ZM48 228V227H47ZM56 228V227H55ZM86 228V227H85ZM98 228H100V227H98ZM103 228V227H102ZM158 228V227H157ZM186 228V227H185ZM195 228V229H196ZM202 228V227H201ZM200 228V229H201ZM225 228V227H224ZM228 228V229H229ZM255 228V227H254ZM262 228V227H261ZM6 229V228H5ZM31 229V228H30ZM33 229V228H32ZM42 229V228H41ZM63 229V228H62ZM79 229V228H78ZM78 229L76 228V231L78 232ZM84 229V228H83ZM92 229V228H91ZM104 229V228H103ZM193 229V228H192ZM203 229V228H202ZM217 229H219V228H217ZM228 229L226 228V230L228 231ZM235 229V228H234ZM242 229V228H241ZM249 229V228H248ZM1 230H2V228H1ZM18 230V229H17ZM26 230V229H25ZM34 230V229H33ZM101 230V229H100ZM114 230H116V229H114ZM120 230H121V227H120ZM212 230V229H211ZM216 230V229H215ZM226 230H224V231H222L223 232V234H225V233H227L226 232ZM231 230V229H230ZM246 230V229H245ZM12 231V230H11ZM28 231V230H27ZM37 231V230H36ZM59 231H61V230H59ZM66 231V230H65ZM85 231V230H84ZM87 231V230H86ZM90 231V230H89ZM96 231V230H95ZM113 231V230H112ZM124 231V230H123ZM163 231V230H162ZM183 231V230H182ZM181 231V232H182ZM190 231V230H189ZM209 231V230H208ZM213 231V230H212ZM218 231H220V236L222 235V233H221V230H218ZM233 231V230H232ZM250 231V230H249ZM3 232V231H2ZM6 232V231H5ZM17 232V231H16ZM24 232V231H23ZM32 232V231H31ZM61 232H63V231H61ZM73 232V231H72ZM76 232V233H77ZM92 232V231H91ZM94 232V231H93ZM110 232V231H109ZM108 232V233H109ZM124 232H126V231H124ZM135 232V231H134ZM167 232V231H166ZM169 232H171V231H169ZM184 232V231H183ZM182 232V233H183ZM196 232V231H195ZM205 232V231H204ZM203 232V233H204ZM231 232V231H230ZM238 232V231H237ZM240 232V231H239ZM247 232V231H246ZM252 232V231H251ZM250 232V233H251ZM4 233V232H3ZM22 233V232H21ZM30 233V232H29ZM38 233V232H37ZM36 233V234H37ZM41 233V232H40ZM48 233V232H47ZM58 233V232H57ZM81 233V232H80ZM84 233V232H83ZM104 233V232H103ZM121 233V232H120ZM173 233V232H172ZM172 233H170V234H172ZM177 233H179V232H177ZM192 233V232H191ZM216 233V232H215ZM234 235L233 234H231L230 236L232 237V235L233 236H235V230H234ZM249 233V234H250ZM256 233V232H255ZM259 233V232H258ZM19 234V233H18ZM61 234V233H60ZM125 235H126V233H124ZM131 234H133L132 232H131ZM169 234V233H168ZM169 234V235H170ZM240 234H242L241 232H240ZM239 234V235H240ZM248 234V235H249ZM2 235H4V234H2ZM13 235V234H12ZM31 235V234H30ZM50 235H53V234H50ZM49 235V236H50ZM100 235V234H99ZM111 235H113V234H111ZM188 235V234H187ZM190 236H191V234H189ZM194 235V234H193ZM192 235V236H193ZM201 235H202V233H201ZM206 235V234H205ZM210 235V234H209ZM215 235V234H214ZM217 235H219V232H218V234ZM238 235V234H237ZM236 235V236H237ZM251 236H252V234H250ZM262 235V234H261ZM1 236V235H0ZM5 236V235H4ZM17 236V235H16ZM28 236V235H27ZM35 236V235H34ZM46 236V235H45ZM54 236V235H53ZM60 236V235H59ZM70 235H68V237H69ZM75 236H76V234H75ZM96 236V235H95ZM117 236V235H116ZM134 236H135V234H134ZM133 236V237H134ZM174 236V235H173ZM211 236H213V234L211 235ZM226 236V234L224 235V237ZM227 236H229L228 234H227ZM247 235H245V237H246ZM260 236V235H259ZM8 237V236H7ZM25 237V236H24ZM39 237H40V235H39ZM46 237H48V236H46ZM64 237V236H63ZM62 237V238H63ZM103 237V236H102ZM136 237V236H135ZM154 237V236H153ZM198 237H200V235L198 236ZM230 237V238H231ZM10 238V237H9ZM30 238V237H29ZM61 238V239H62ZM72 238V237H71ZM74 238V237H73ZM79 238H80V235H79ZM91 238V237H90ZM96 238V237H95ZM113 238V237H112ZM143 238V237H142ZM148 238V237H147ZM172 238V237H171ZM180 238V237H179ZM186 238V237H185ZM212 238H214V237H212ZM230 238H228L227 237V239L229 240ZM234 239H235V237H233ZM238 238V237H237ZM241 239H242V237H240ZM244 238V237H243ZM11 239V238H10ZM31 239V238H30ZM49 239V238H48ZM58 239V238H57ZM77 239V238H76ZM86 239V238H85ZM101 239V238H100ZM115 239V238H114ZM126 239V238H125ZM134 239V238H133ZM211 239V238H210ZM217 239V238H216ZM218 239H220V238H218ZM233 239V240H234ZM250 239V238H249ZM260 239V238H259ZM3 240V239H2ZM5 240V239H4ZM9 240V239H8ZM11 240H13V239H11ZM16 240V239H15ZM78 240V239H77ZM76 240V241H77ZM83 240V239H82ZM96 240H98V239H96ZM119 240V239H118ZM171 240V239H170ZM185 240V239H184ZM187 240V239H186ZM227 240V241H228ZM232 240V239H231ZM243 240V239H242ZM7 241V240H6ZM22 241V240H21ZM38 241V240H37ZM40 241V240H39ZM53 242H55L54 240H52ZM67 241V240H66ZM115 241H116V239H115ZM114 241V242H115ZM131 241V240H130ZM149 241V240H148ZM167 241V240H166ZM180 241V240H179ZM211 241V240H210ZM217 241V240H216ZM225 241V240H224ZM224 241H223V243H224ZM253 242H254V240H252ZM262 241V240H261ZM15 242V241H14ZM26 242V241H25ZM30 242V241H29ZM33 242H34V239H33ZM81 242V241H80ZM79 242V243H80ZM97 242V241H96ZM128 242V241H127ZM144 242V241H143ZM197 242V241H196ZM205 242V241H204ZM214 242V241H213ZM221 242V241H220ZM240 242V241H239ZM5 243V242H4ZM3 243V244H4ZM8 243V242H7ZM18 243V242H17ZM32 243V242H31ZM40 243V242H39ZM42 243V242H41ZM113 243V242H112ZM151 243V242H150ZM160 243V242H159ZM181 243V242H180ZM206 243V242H205ZM204 243V244H205ZM227 243V242H226ZM234 242H232V243H230V244H233ZM12 244V243H11ZM10 244V245H11ZM74 244V243H73ZM83 244V243H82ZM96 244V243H95ZM102 244V243H101ZM108 244V243H107ZM111 244V243H110ZM121 244H123L122 243V241H121ZM156 244V243H155ZM168 244V243H167ZM203 244V245H204ZM212 244V243H211ZM218 244V243H217ZM219 244H221V243H219ZM264 244V243H263ZM2 245V244H1ZM9 245V244H8ZM63 245H64V243H63ZM85 245V244H84ZM109 245V244H108ZM118 245H120V243L118 244ZM160 245H161V243H160ZM182 245V244H181ZM195 245V244H194ZM207 245V244H206ZM224 245V244H223ZM222 245V246H223ZM22 246V245H21ZM20 246V247H21ZM38 246V245H37ZM36 246V247H37ZM75 246V245H74ZM105 246V245H104ZM114 246H115V244H114ZM180 246V245H179ZM184 246V245H183ZM202 246V245H201ZM205 246V245H204ZM214 246V245H213ZM212 246V247H213ZM230 246V245H229ZM264 246V245H263ZM39 247H41V246H39ZM84 247V246H83ZM102 247V246H101ZM123 247V246H122ZM132 247V246H131ZM131 247H129V248H131ZM151 247V246H150ZM149 247V248H150ZM169 247H170V245H169ZM189 247H190V245H189ZM192 247V246H191ZM209 247H210V245H209ZM212 247H210V248H212ZM216 247H217V245H216ZM227 247V246H226ZM52 248V247H51ZM71 248V247H70ZM77 248V247H76ZM94 248V247H93ZM99 248V247H98ZM138 248V247H137ZM158 248V247H157ZM200 248V247H199ZM223 248V247H222ZM5 249V248H4ZM19 249V248H18ZM24 249V248H23ZM53 249V248H52ZM74 249V248H73ZM122 249V248H121ZM121 249H120V252H121ZM124 249V248H123ZM142 249V248H141ZM174 249V248H173ZM183 250H184V248H182ZM181 249V250H182ZM188 249V248H187ZM186 249V250H187ZM195 249V248H194ZM261 249V248H260ZM1 250V249H0ZM29 250H30V248H29ZM50 250V249H49ZM80 250V249H79ZM98 250H100V249H98ZM115 250V249H114ZM118 250V249H117ZM133 250V249H132ZM137 250V249H136ZM147 250V249H146ZM154 250H155V248H154ZM162 250V249H161ZM200 250V249H199ZM212 250V249H211ZM3 251V250H2ZM5 251V250H4ZM20 251V250H19ZM18 251V252H19ZM72 251V250H71ZM77 251V250H76ZM107 251V250H106ZM112 251V250H111ZM159 251V250H158ZM193 251V250H192ZM229 251V250H228ZM228 251H227V253H228ZM13 252V251H12ZM62 252V251H61ZM82 252V251H81ZM85 252V251H84ZM115 252V251H114ZM123 253L122 254H124V251H122ZM133 252V251H132ZM131 252V253H132ZM145 252V251H144ZM143 251L142 252H140L141 254L142 253H144ZM147 252V251H146ZM145 252V253H146ZM199 252V251H198ZM218 252V251H217ZM15 253V252H14ZM43 253V252H42ZM46 253V252H45ZM54 253V252H53ZM72 253H73V251H72ZM79 253V252H78ZM134 253V252H133ZM138 253H139V251H138ZM137 253V254H138ZM140 253L138 254V255H140ZM148 253V252H147ZM161 253V252H160ZM166 253H168V252H166ZM187 253H189L190 254V252H187ZM197 253V252H196ZM195 253V254H196ZM1 254V253H0ZM8 254V253H7ZM25 254V253H24ZM23 254V255H24ZM96 254V253H95ZM109 254V253H108ZM111 254H112V252H111ZM115 254V253H114ZM136 254V253H135ZM159 254V253H158ZM178 254V253H177ZM180 254V253H179ZM199 254H200V252H199ZM204 254H206V253H204ZM215 254H216V252H215ZM11 255V254H10ZM21 255V254H20ZM42 255V254H41ZM75 255V254H74ZM100 255V254H99ZM119 255V254H118ZM117 255V256H118ZM129 255V254H128ZM137 255V256H138ZM142 255H144L145 256V254H142ZM149 255H150V253H149ZM153 255V254H152ZM160 255V254H159ZM162 255V254H161ZM175 255V254H174ZM186 255V254H185ZM208 255V254H207ZM213 255V254H212ZM7 256V255H6ZM22 256V255H21ZM86 256V255H85ZM88 256V255H87ZM92 256V255H91ZM101 256V255H100ZM122 256V255H121ZM130 256V255H129ZM190 256V255H189ZM234 256V255H233ZM232 256V257H233ZM28 257H30V256H28ZM46 257V256H45ZM90 257V256H89ZM99 257V256H98ZM116 257V256H115ZM114 257V258H115ZM125 257V256H124ZM128 257V256H127ZM146 257H148V256H146ZM159 257V256H158ZM163 257V256H162ZM199 257V256H198ZM207 257V256H206ZM227 257V256H226ZM13 258V257H12ZM52 259H53V257H51ZM120 258V257H119ZM118 258V259H119ZM121 258H123V256L121 257ZM129 258H132L133 259V261H134V263L137 261V260H135L136 258L134 257H129ZM144 258V257H143ZM155 258V257H154ZM165 258V257H164ZM190 258V257H189ZM192 258V257H191ZM194 258H195V256H194ZM202 258V257H201ZM204 258V257H203ZM238 258V257H237ZM6 259H7V257H6ZM35 259V258H34ZM33 259V260H34ZM41 259V258H40ZM44 259V258H43ZM68 259V258H67ZM170 259V258H169ZM175 259V258H174ZM196 259V258H195ZM8 260V259H7ZM31 260V259H30ZM50 260V259H49ZM128 260V259H127ZM164 260V259H163ZM176 260H178V259H176ZM203 260V259H202ZM228 260V259H227ZM10 261V260H9ZM36 261V260H35ZM55 261V260H54ZM60 261V260H59ZM58 261V262H59ZM113 261V260H112ZM148 261H150V260H148ZM185 261V260H184ZM183 261V262H184ZM194 261V260H193ZM239 261V260H238ZM38 262V261H37ZM69 262V261H68ZM84 262V261H83ZM102 262V261H101ZM110 262H111V260H110ZM153 262V261H152ZM195 262V261H194ZM194 262H193V264H194ZM201 262V261H200ZM205 262V261H204ZM210 262V261H209ZM212 262V261H211ZM235 262V261H234ZM47 263H49V262H47ZM71 263H72V261H71ZM70 263V264H71ZM81 263V262H80ZM79 263V264H80ZM125 263V262H124ZM136 263H138V262H136ZM155 263V262H154ZM198 263V261L196 262V264ZM206 263H208V262H206ZM3 264V263H2ZM55 264V263H54ZM92 264V263H91ZM99 264V263H98ZM117 264V263H116ZM133 264V263H132ZM141 264H143V263H141ZM147 264H149V263H147ZM157 264V263H156ZM172 264V263H171ZM200 264V263H199ZM225 264V263H224ZM227 264V263H226Z\"/></svg>", "mask_w": 264, "mask_h": 264}]
</instances>
